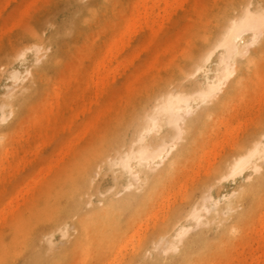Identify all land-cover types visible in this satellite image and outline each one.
<instances>
[{
  "label": "rangeland",
  "instance_id": "1",
  "mask_svg": "<svg viewBox=\"0 0 264 264\" xmlns=\"http://www.w3.org/2000/svg\"><path fill=\"white\" fill-rule=\"evenodd\" d=\"M6 0H0V10L2 11H0L1 13H0V31L2 32V33H0V40L2 39V37H3V39L0 41V119H1V117L2 118H5V120L4 121H7V122H5V123H3V122H1V120H3V119H1L0 120V156L1 155H3V156H1L0 158L2 159V157H5L4 158V160L2 159V161H4V167H5V170H3L4 169V167H3V165H2V163L0 162V171L2 172H0V184L2 183V185H0L1 187V190H0V195H4L3 197L2 196H0V208H1V211H3L2 209H4V211H5V208L3 207V205L5 204V207L7 206V204H10L9 206H11V204L12 205H14V206H16V204L18 205L20 202H22L23 201V199L25 200V202H23V204H19V206H17L16 208H14L13 206H11V208H13V212L12 213H10V210H9V206L6 208V212H4V215H2V213H1V216H0V264H35L36 263V259H33L34 258V256H32V249H31V245H32V241H36L37 239L36 238H38V236H40L41 237V239H40V241H39V245L37 246V248H38V250L39 249H41V253L44 255V257H46V261H44L42 264H53L52 263V259L54 258V256H56V255H58L59 253H65V255H63V256H61V259H60V262L58 263V262H56L57 264H107L108 262H111V261H113V260H115L116 259V263H118V262H122V264H183V262H184V259L185 258H188L187 257V255L188 254H193V252H195L194 250H197V249H199L201 246L202 247H204L203 249L202 248H200V249H202V250H207V248H208V256L203 260V261H201L199 264H216V263H218V264H251V263H249V262H251V261H253V259H251L252 258V256L254 257V261L252 262V264H257L258 263V261H260L259 262V264H264V260L262 261V256H260V255H263L264 253V246H262L263 244H261V243H264L263 241H264V239H262L261 238V236H264V232L262 233V232H260L259 231V229H261V231H264V226H263V228L261 227L262 225L260 224V223H262L264 220H262V219H264V191H260L261 189H263V186H264V162H263V164H262V169L260 170V172H258V173H255V172H253V171H251V170H248V171H246L245 173H244V175H242V176H240V177H238V178H236L235 180L234 179H230V180H228V181H222V182H218L219 181V179H217L218 178V167L220 166H225L227 163H229L232 159H234V157L235 156H237L239 153H241V152H243V151H246L247 150V148L249 147H252L253 145H254V143L256 142V141H258L259 139H261L262 138V136L264 135V94H262V96H259V95H261V93H258V91L257 90H259V92L260 91H264V87H263V85H264V76H263V73H264V71H262L261 72V70H262V68L264 67V49H260L259 47H260V44H257L256 46H254V47H252V51H251V54H250V56H249V58L251 57V60H248V62L249 63H245V64H243L242 65V67L239 65V67H241V69H240V75H241V79H240V81L239 82H236L235 81V83H232L233 84V88H232V85L230 84V82L227 84V86L225 87V91L223 92V93H221L219 96H218V98L217 99H215L216 100V102H218L219 101V105H218V108L215 110V111H212L211 113H208V114H210L207 118H206V120H204V121H201V129H200V131L197 133H195V135H193L192 136V140H193V142L190 144V147H189V150L187 151V153L185 154V159H184V163L182 164V169H187V170H185V171H187V173L186 172H184V170H180L179 169V171H178V173H175V176H174V179L173 178H171L170 179V181L168 180V182L170 183H167L168 184V189H167V191L169 190H171V192H170V197H171V194H172V196L173 197H169L168 196V194L167 193H169V192H167L166 191V193H165V195H161L159 198H157L156 199V203H155V206H154V209H158L161 205H162V207H160L161 208V210H160V213L159 214H157V215H160L159 216V220H158V216L157 217H155V216H153L155 219H156V221L154 220V218L152 217V218H148V219H145L146 217H144V219H142V221L144 220H149V222L148 221H143L142 223H139V222H141L140 220H138V221H136L135 222V224H137L138 226H139V224H143V226H141V227H144V228H146L145 226H148V228H146V229H141V227H139V229L137 228L138 226H136L135 224L132 226L133 228H134V230L135 229H138V232H140V235H139V237H142L143 239L148 235V234H150L152 231H154L153 230V228L154 227H156V226H159L161 223V220L163 219V218H165L167 215H168V213L173 209V208H175V207H177L178 205H184V206H189V207H191V205L193 204V203H191V205H189V203H190V201L191 200H197V195L196 194H198V193H201L202 191H204L205 193H207V192H210L214 197H218V196H222V200H223V198H224V196L225 195H227L228 196V199L226 200V201H230V200H233V202H234V207H235V205H236V201L238 200V199H240V194L241 193H243L247 188L249 189V190H251V192H254V193H256V195H253V194H251L246 200H244V201H242V203L240 204V206H238L237 207V205H236V209H235V211L234 212H232V213H228V215H227V213H225L224 214V217H225V219H223V220H220V219H211V217H210V219H208L209 218V216L210 215H207L208 216V221H207V219L205 220H203L202 221V223H200L199 224V226H198V228H196L197 227V225H198V223H195V221H193V220H190L189 218L188 219H186V218H184V222H185V224H187L188 226H189V228H190V230H189V232H188V234L186 235V242H191L190 244H188V245H190L189 247H188V249L187 250H185V248H186V242L185 243H175L176 242V240H174V238H167L165 241H164V243H162V244H160L159 245V248H157V250L155 249H152V250H147L146 251V253H143V252H141V253H137V254H134L133 252L134 251H132V249H136V244H137V240H136V238H134V237H136L135 235H134V237H133V240L135 241V243H133V244H131V245H128L127 246V250H128V253H126L127 252V250H123L122 252H123V255H124V258H122V252H119L118 254H116V257L117 256H119L118 257V260H117V258L115 257V255L114 254H107V255H105L106 257H104L102 260H100V256H99V252L98 251H96L95 252V248H93L92 249V251H90V252H93L91 255H90V257H88V259H83V256H82V254H80V253H82L81 252V250H76V248H74V245H75V239H76V235L78 234V226H77V221L79 222L80 221V216L81 215H83V217H85V215L87 216V215H89L90 213H91V211L92 210H95L96 208H98L99 206H101L102 204H100V203H102V201H101V199H103L104 197H107L108 196V193H110V192H112V194L116 191V190H119V188H115V174L117 173V170H115V169H110V170H107V171H104L102 174H98V176H96V180H95V189H94V191L93 192H90V193H86L83 197H80V199L82 198V200H83V202L85 201V205H84V207H83V209L80 211V213H75L71 218H69V216L68 215H66V214H63V217H65V218H63V222H61L60 223V225H53V223L51 222V219H49L48 218V220H47V218H44L43 219V217H42V214H41V211H39L38 213H37V211H36V208L35 207H40V203H42L43 202V200L42 199H45L44 201H46V199H47V201L50 203V204H54L55 205V203H57V202H54V201H58V194H59V192L60 191H58L59 189V187L61 186V184L59 185V183L61 182V177H62V173L65 171V169H66V166H68V165H70L72 162H73V160H75V158L80 154V152L82 151V149H85L87 146L88 147H90L91 146V144H93L92 142H94V141H96L97 139H98V136H101V135H103V134H105V131L106 130H108V129H110V128H112V127H114L116 124V122L118 121H121L122 119V121L119 123V124H123L124 122L123 121H126L127 119H126V117H129V116H131V111H133L134 109H132V106L133 107H136L137 105H139L140 104V102H142V101H146L148 98H149V95L151 94L150 92H152L153 93V91L155 90L154 89V87L156 88V90L155 91H161V90H163V89H165V86H166V84H169L170 86H171V88H178V89H187V90H189V91H192V89L193 90H195V89H197L196 88V84H197V82H203V81H205L206 80V76L207 75H209V76H213L214 75V68H215V66H216V63L218 62L217 61V59H218V57H219V54L218 53H216L215 54V56L212 58V60L208 63V67H210L211 68V70H209L208 71V74H206V72L205 71H202V72H199V73H197L195 76H192V77H187L188 75H186L187 73H185V72H188V71H192L191 69H192V60H190L192 57L190 56V55H192L193 56V58H195V57H197L199 54H202L203 52H205L204 51V49L206 48V46L207 45H210V44H212L213 43V41H214V39H215V37L218 35V32H219V30H220V24L222 23V22H224V18L227 16V14H228V12H230V11H233V10H235L236 9V5H238V4H240L241 3V1L242 2H244V4H247V3H249V0H223L224 2L223 3H225V5H226V7H225V5L223 4V3H221V1L222 0H213V2H211V0L209 1V0H203V2H202V0L201 1H199V0H189L190 2H188V0H176V2H178V3H172V0H169L168 1V3H170V1H171V4H172V6H167V3H166V1L165 0H163V1H161L160 2V7H163L164 5H166L168 8H166V10H165V7H163L162 8V10L161 11H159V9H161V8H158L159 7V5H158V7L156 6V8L154 7L153 8V10H151L152 8H150V15L149 16H145L144 14V16L145 17H141L140 19L137 17H135V16H137V15H139V13L140 12H138V8L141 10H144V8H141V7H143V5H142V3L140 2L139 4H141V6L139 7V4H137V7H133L132 9L131 8H129V7H131V5L133 4V2L135 1V0H116V1H111V0H109V1H107V0H69V2H68V0H8L7 1V3L8 2H10L9 4H6V2H5ZM16 1V2H15ZM39 3H38V2ZM65 1H67V2H65ZM107 1V2H106ZM111 1V2H110ZM129 1H131V2H129ZM140 0H138V1H136L137 3L139 2ZM165 1V2H164ZM175 1V0H174ZM195 1V2H194ZM197 1H199V3L200 2H202L200 5H199V3L198 4H196V8H194L195 7V3H197ZM205 1H207V3H205ZM220 1V2H219ZM228 1H230L231 3H227ZM254 1V3H255V5H260V6H258V7H264V0H253ZM14 2V3H13ZM36 2V3H35ZM46 2V3H45ZM102 2H104L103 4H104V6L102 7ZM108 2H110V3H108ZM113 2H115V4L113 5L112 3ZM187 2H188V5H185V3L187 4ZM193 2H194V9H192L193 10V12H192V10L190 11H188L187 9H190V7H192V5L191 4H193ZM215 2V3H214ZM219 2V6H220V8H218L219 6L218 5H214V8H216V9H214V8H212L213 7V4H211V3H214V4H217V3ZM256 2H260V4L259 3H256ZM16 3V4H15ZM41 3H43V4H41ZM96 3V4H95ZM98 3V4H97ZM122 3V4H121ZM127 3H128V5H127ZM183 3V4H182ZM191 3V4H190ZM210 3V4H209ZM221 3V4H220ZM227 3V4H226ZM18 4H21V5H18ZM41 4V5H40ZM106 4H107V6H106ZM131 4V5H130ZM164 4V5H163ZM178 4H180V5H178ZM202 4H205V5H202ZM206 4H207V7H210L208 10H204V9H207V7H206ZM5 5V6H4ZM27 5H28V7H27ZM38 5V8L36 9L35 8V6H37ZM40 5V6H39ZM59 5V6H58ZM96 5H98L99 6V9H100V12H99V10L97 9V6ZM100 5H101V7H100ZM109 5V6H108ZM113 7H112V6ZM174 5H175V7H174ZM201 6V7H199V6ZM221 5L222 6H224V7H221ZM24 6V7H23ZM33 6V7H32ZM86 6L88 7V8H86ZM94 8V6H95V13H98V14H95V16H94V18H93V15H94V11H93V9H92V7ZM123 6H126V7H123ZM127 6H129V7H127ZM134 6H135V4H134ZM189 6V8H187ZM3 7H4V10H2L3 9ZM106 7H108V8H106ZM174 7V8H173ZM186 7V8H185ZM19 8H20V10H19ZM22 8H24V9H27V10H24L23 11V9ZM32 8V9H31ZM81 8V9H80ZM108 9V13L104 10V9ZM123 8H125V9H123ZM172 9V11H171V9ZM223 8L225 9V11H223ZM22 9V10H21ZM87 9H89V10H91V15H90V12L87 10ZM114 9H115V11H114ZM127 9V10H126ZM134 9V10H133ZM157 9H158V11H157ZM163 9L166 11V12H164L163 11ZM170 9V10H169ZM175 11H174V10ZM211 9H214L213 11L211 10ZM222 9V10H221ZM31 10H33V11H31ZM102 10H104V11H102ZM111 10H113V11H111ZM124 12H123V11ZM125 10H126V12H125ZM132 10V11H131ZM136 10V11H135ZM141 10V11H142ZM157 11V12H159V15H158V13H153V12H155V11ZM169 10V13L167 12ZM185 10V11H184ZM18 11H20V12H18ZM22 11H23V13H22ZM93 11V12H92ZM145 11V10H144ZM144 11H142V12H144ZM152 11V12H151ZM164 13H166L165 14V18L163 19V16H160L161 14L163 15V12ZM184 11V13H183V15H182V12ZM203 11H206L207 12V14H208V16H210V17H207L206 18V20L205 19H203V18H205V14H203V13H206V12H203ZM217 11H220V12H218V13H215V12H217ZM89 14H88V13ZM181 12V13H180ZM186 12V13H185ZM188 12V13H187ZM198 12H201V13H199L198 14ZM7 13V14H6ZM8 13H10L9 14V17L10 16H13L15 19H13V17H11V18H8L7 16H8ZM20 13V14H19ZM108 15H107V14ZM111 13V14H110ZM117 13V14H116ZM123 13V15H120V14H122ZM125 13V14H124ZM130 15H129V14ZM133 13V14H132ZM137 15H136V14ZM161 13V14H160ZM169 14V16H168V14ZM190 13V14H189ZM197 14L196 16L195 15H193V14ZM214 13H215V15L217 14V15H219V13L221 14L220 15V17H223V18H220L219 16H214ZM93 14V15H92ZM106 14V15H105ZM115 14L117 15V16H115ZM135 14V15H134ZM156 14V15H155ZM179 14V15H178ZM184 14H186V17H187V19L185 20V19H183V18H186L185 17V15ZM192 14V15H191ZM206 14V15H207ZM223 14H225V15H223ZM97 15V16H96ZM126 15V16H125ZM135 17V20L137 19V21H138V19H139V22H136L135 20H134V18H133V16ZM154 15V16H153ZM157 15L158 16H160V18L161 19H163L164 20V22L159 18V17H157ZM204 15V16H203ZM5 16H6V18H7V20H6V18H5ZM28 17V19L26 18V17ZM98 16H99V18H98ZM105 16V18H103ZM108 16V18L110 19V17L109 16H111V21H109V19L108 18H106ZM116 18H118V20H120L121 22H116V19H114L115 17ZM123 16V17H122ZM152 16L154 17L153 18V20L155 19V16H156V19H155V21H154V24H155V22H156V20L159 18V20L158 21H160V22H162L161 24H160V22H156V26L158 27V29H156L155 30V25H153V20H152ZM171 16V17H170ZM180 16V18H178ZM197 16H198V18H197ZM213 16V17H212ZM20 17V18H19ZM85 17H86V19L87 18H89L90 19V17H92L90 20H89V22L88 21H84V19H85ZM114 17V18H113ZM126 17H129V18H133V19H128V18H126ZM170 17V18H169ZM182 17V18H181ZM195 17V18H194ZM203 17V18H202ZM216 17V18H215ZM217 17L218 18H220L219 20H216L217 19ZM2 18H4V19H2ZM121 18V19H120ZM124 18H126V19H124ZM147 18V19H146ZM150 18V19H149ZM209 18V19H208ZM210 18H212V22H211V20H210ZM17 19V20H16ZM22 19H27V20H23L22 21ZM85 19V20H86ZM108 20V22H109V25H107V23L106 24H102L100 21L102 20V21H104V20ZM145 21H144V20ZM149 19V20H148ZM168 19V20H167ZM174 19V20H173ZM176 19V20H175ZM177 19H179V20H177ZM185 21V22H187L188 23V21H189V23L186 25V23L183 21V20ZM197 19H199V20H197ZM210 20L209 22L210 23H208V20ZM216 21H215V20ZM4 20H6V22H7V24H5V21ZM14 20V21H13ZM16 20V21H15ZM113 20H115V25L112 23V21ZM126 20V21H125ZM127 20H130V21H134V23H135V25H136V23H137V25L140 23V25H141V20H143V22L144 23H146L147 22V20H148V22L147 23H149V25L146 23V25H148L147 27L145 26V24L143 23L142 24V26L140 27V25L139 26H137L138 28L137 29H139V27L141 28V29H139V30H137L136 29V27H135V30H137V33H136V31H135V33H134V31H128L129 29L130 30H132V28L134 29V26L132 25L133 23L132 22H128ZM150 20H151V23H150ZM172 20V21H171ZM195 20H196V22L198 23H195ZM200 20H202V21H200ZM9 21V22H8ZM25 21V22H24ZM83 21V22H82ZM100 22V24H97V23H99ZM141 21V22H140ZM198 21H200V23L198 22ZM40 22V23H39ZM114 22V21H113ZM125 22H126V24H125ZM176 22L178 23L177 25H176ZM192 22H194L193 24H194V26L191 28V29H193V28H196V31H195V29H193L192 31H190L191 29L189 28V27H191V26H189V27H187L189 24L190 25H193V24H191ZM201 22H205V25H203L204 23H202L201 24ZM206 22L209 24V25H207L206 24ZM11 23H13V24H11ZM87 23V24H86ZM104 23H105V21H104ZM116 23H119V24H116ZM128 23V24H127ZM130 23H132L131 25H130ZM169 23V24H168ZM171 23V24H170ZM181 23H184L185 24V26L187 27L186 29L188 30V31H190V32H188V33H190V34H192L194 31V33L193 34H195V36L192 34V35H189L188 33V35L187 36H189V37H191V38H189V37H187L186 36V39L184 38L185 37V35H186V30H183V28L185 29V27L183 26V24H181ZM212 23V24H211ZM85 24V26H83ZM96 24V25H95ZM122 24H125L124 26H122ZM158 24V25H157ZM162 25V27H160L161 29H159V26L160 25ZM173 24V25H172ZM180 24H181V27H180V30L182 31V32H184V31H186L185 33H182V35H184V36H182V38H183V40L185 41H183L182 40V38H181V35L179 34V33H181L180 32V30H179V26H180ZM195 24H197V25H195ZM4 25V26H3ZM6 25H9L8 27H6ZM89 25V26H88ZM105 25H107V26H105ZM127 25V26H126ZM130 25V26H129ZM153 26V28H151L152 26ZM166 25H167V27H166ZM14 26V27H13ZM97 26V27H96ZM101 27V28H99V27ZM102 26H104V28L102 27ZM109 26V27H108ZM125 26H126V29H128L127 30V33H129V32H131V33H129V34H126V36L125 37H130L131 35H133V36H131L130 38H129V40L130 41H128V39H126L125 37H124V32H126V31H124L123 33H122V35H123V37L125 38H123V37H121V35H120V40L121 41H125V42H123V43H125L124 45H125V47L123 48V47H118L117 46V48L116 49H118L119 48V51L118 50H115V48L113 47V49L115 50H113V53L115 54V55H118V56H116L115 57V55L113 56L112 55V58H113V66L115 65L116 67L118 66V69L117 68H115V66H114V69H113V67L111 68L112 70H116V72H115V80L113 79V75H111L113 72L112 71H110V72H112L110 75L111 76H109V75H107L106 74V76H102V78H104V77H107V76H109L110 78H109V81H108V78H105L104 80H105V83H104V81H103V83H104V87H103V89H102V86H103V84H102V80L100 81L101 83H99V85H94L93 83H96V82H91V79H90V76L92 77L93 75L92 74H94V77L92 78L93 80H95V81H97L99 78H95V76L97 75V72H91V74L89 73L91 70H94L95 68H93V67H95V64L96 63H98L99 61H98V59L100 58V56L101 55H103L104 53V49H106V46H107V44L106 43H108V44H110V43H112V42H110V41H113V39H114V37L116 36V38L117 39H119V36H117L118 34H121V32L123 31V30H125ZM145 26V27H144ZM174 29H176L175 31L173 30V28ZM175 26H177V27H175ZM217 26V27H216ZM13 27V28H12ZM95 27V28H94ZM106 27H107V29H108V31H109V34L111 35H109L108 34V32H107V29H106ZM115 27V28H114ZM121 27H123V28H121ZM128 27V28H127ZM130 27H132V28H130ZM156 27V28H157ZM164 27H166V28H164ZM183 27V28H182ZM199 27H201L202 29H203V31H202V29L200 28L199 29ZM208 29H206V28ZM84 28V29H83ZM93 28H94V30H93ZM97 28V29H96ZM99 28V29H98ZM103 28V29H102ZM109 28H112V29H109ZM170 28H172V29H170ZM189 28V29H188ZM198 28V29H197ZM33 29H34V31H33ZM76 29H77V31H76ZM81 29V30H80ZM83 29V30H82ZM101 29H102V31H101ZM104 29H106V33H104L103 31H104ZM121 29H123V30H121ZM146 29H148V30H146ZM152 29H154L153 31H152ZM163 29V30H162ZM165 29V30H164ZM6 30H9V31H6ZM152 31V33H154L155 32V36H154V34H152L151 33V31ZM171 30L173 31V32H171ZM178 30H179V32H178ZM199 30V31H198ZM206 30V31H205ZM4 31V32H3ZM30 31H31V33H30ZM33 31V32H32ZM44 31V32H43ZM85 31H86V35L84 34L85 33ZM90 31V32H89ZM91 31H95V33L94 32H91ZM97 31H100V32H97ZM111 31H112V34H111ZM113 31H115V32H113ZM119 31H120V33H119ZM140 31V32H139ZM146 31V32H145ZM162 31V32H161ZM164 31V32H163ZM34 32H36V33H38V34H35ZM79 32L81 33V34H79ZM88 32H89V35H88ZM132 32H133V34H132ZM142 32V33H141ZM161 32V33H160ZM175 32V33H174ZM192 32V33H191ZM92 33V34H91ZM99 33H101L99 36H97ZM118 33V34H117ZM140 33V34H139ZM145 33H146V35H145ZM160 33V34H159ZM162 33H166V35H164L163 34V36H165V37H163L162 38V40H161V42L160 41H158L159 39H157L158 37H160V36H162ZM167 33H169V35L171 34L172 35V38H174V39H172V41H168V39L170 40V38H168L167 39V37L166 36H169V35H167ZM176 33L177 34H179V35H176ZM27 34V35H26ZM95 34V35H94ZM103 34V35H102ZM116 34V35H115ZM131 34V35H130ZM155 37V38H152V40H151V37H153L152 35ZM196 34H198V36L196 35ZM5 35V36H4ZM29 35V36H28ZM35 35H38L39 37L40 36H42L40 39H41V41H39V37L36 39L35 38ZM75 35H76V37H75ZM84 35H85V37H86V39H89V41H90V39L92 40H94V41H91V42H89L88 40H87V42H85V37H84ZM90 35H93V36H95V37H91ZM105 35V36H104ZM114 35V36H113ZM144 35V36H143ZM157 35H158V37H157ZM174 35H176V37H174ZM210 35V36H209ZM84 38H83V37ZM90 38H89V37ZM97 36V37H96ZM108 36V37H107ZM109 36H110V38H109ZM112 36H113V38H112ZM194 36V37H193ZM197 36V39L195 38ZM75 37V38H74ZM103 37H105V38H103ZM141 37H143V39L141 38ZM201 37H202V39H201ZM203 37L205 38V40L203 39ZM73 38V39H72ZM81 38H82V40H81ZM101 38V39H100ZM103 38V39H102ZM115 38V39H116ZM199 38V39H198ZM72 39V40H71ZM99 39V40H98ZM105 39V40H104ZM122 39H124V40H122ZM157 39V40H156ZM161 39V38H160ZM165 39H167V40H165ZM181 39V40H180ZM196 39V40H195ZM97 40V41H96ZM103 40V41H102ZM109 41V42H107V41ZM120 40H118L120 43H118L117 45H120L121 44V46H122V43H121V41ZM127 40V41H126ZM142 40H143V44H141L142 43ZM151 40V41H150ZM156 40V42L158 41L159 43H162L163 42V40H164V42L162 43L163 45L161 46V50L159 49L160 47V45L161 44H158V42H157V44L158 45H155L154 46V44H156L154 41ZM179 41L180 42V44H179V42H178V45L176 44L177 42H174V41ZM193 40H194V42H195V44L193 43ZM73 41V42H72ZM149 41V42H148ZM168 41V42H167ZM190 41V42H189ZM206 41H208V42H206ZM36 42V43H35ZM78 42V43H77ZM80 42L82 43V42H84V44L82 45V44H80ZM93 42V43H92ZM97 42V43H96ZM114 42V41H113ZM129 42V43H128ZM141 42V43H140ZM154 42V43H153ZM171 42H173V44L171 43ZM72 43H74V44H71ZM78 44V46H79V49L82 47V49H80V54L78 53L77 54V52L79 51V49H78V46H77V44ZM92 45H90V44ZM95 43V44H94ZM103 43H105V45L103 44ZM114 43H117V41H115ZM149 43V44H148ZM153 43V44H152ZM169 43H171L172 44V46L169 44ZM147 44V45H146ZM167 46H166V45ZM194 44V45H193ZM35 45H36V47L38 48H36L35 47ZM85 45V46H84ZM87 45H89V47L88 48H92V47H96L95 49L94 48H92V51H94V53L96 54L97 53V55H95L94 53H92V52H90L91 53V55H89L88 54V51H90V49H88V48H86L87 47ZM114 45V44H113ZM139 45H141L142 46V49L141 50H139V48L138 47H141V46H139ZM164 45H165V47H164ZM170 45V46H169ZM176 45V46H175ZM184 47V48H181L182 46ZM31 46V47H30ZM41 46H42V48H41ZM66 46V47H65ZM71 46V47H70ZM100 46H101V48H100ZM110 46H112V44H110V45H108L107 47H109V48H111ZM115 46V45H114ZM143 46H144V48H143ZM149 46H150V48H149ZM194 46H196V47H194ZM35 47V48H34ZM50 47V48H49ZM103 47V48H102ZM116 47V46H115ZM126 47L128 48V49H126ZM132 49H134V50H132ZM156 47H158L157 48V52L155 51V48ZM162 47H163V49H162ZM177 49H176V48ZM180 47V48H179ZM190 47H194V48H192V49H194V51H192V49H190L191 51H189V53L191 52V54L190 55H188L189 53H188V50H189V48ZM31 49V51H27V50H25V49ZM41 48V49H40ZM75 48H77V50H75ZM84 48H86V49H84ZM109 48L108 49H106L107 51L109 50ZM171 48H173L172 50L173 51H170L171 50ZM175 48V49H174ZM22 49V50H21ZM24 49V50H23ZM39 49H40V51H39ZM49 49V50H48ZM69 49V50H68ZM129 49H131V51H132V53L134 52V51H136V52H134V53H136V54H132L131 53V51L129 50ZM150 49V50H149ZM39 52H38V51ZM72 50V51H71ZM87 50V51H86ZM96 50V51H95ZM105 50V51H106ZM121 50H122V52H121ZM124 50V51H123ZM138 50V51H137ZM146 50H148L149 51V53H148V51L146 52ZM162 50H164V52H162ZM169 50V51H168ZM69 51V52H68ZM76 51V52H75ZM81 51H83V53L86 51L87 52V57H89L90 58V60H86L85 58H86V56H84L83 55V53L81 54ZM103 51V52H102ZM116 51L117 52H120L119 54L118 53H116ZM156 52V53H152V52ZM166 51V52H165ZM175 51V52H174ZM22 52V53H21ZM32 52V53H31ZM36 52V53H35ZM66 52V53H65ZM73 52V53H72ZM101 52V53H100ZM131 54V56H129V53ZM187 53V56H186V54H184V53ZM71 53V54H70ZM106 53V52H105ZM128 53V54H127ZM148 53V54H147ZM153 55H152V54ZM169 55H168V54ZM18 54H22L23 55V58L20 56V55H18ZM86 54V53H85ZM149 54H150V57H149V59L151 58V56L152 57H154V58H152V59H150V60H147L146 59V56H147V58H148V56H149ZM156 54V55H155ZM163 54H167V55H163ZM25 55V56H24ZM79 55H81V56H79ZM105 55V54H104ZM103 55V56H104ZM121 55V56H120ZM127 55V56H126ZM173 55V56H172ZM186 56L185 57V59H188L187 57L189 56V57H191L189 60H186V61H184V57L183 56ZM17 56V57H16ZM19 56H20V58H19ZM44 56V57H43ZM68 58L69 56V58L68 59H66V57ZM78 56V57H77ZM82 56H84V57H82ZM103 56H101V58L103 57ZM124 56H126V60L124 59V58H122L123 59V61H124V63H121L120 62V60L119 59H121V57H124ZM161 56V57H160ZM166 57V58H163V57ZM263 56V57H262ZM37 57V58H36ZM76 57V58H75ZM114 57H115V60H114ZM130 57V58H129ZM132 57H135L134 59L132 58ZM169 57V58H168ZM15 58H19V59H16V61H15ZM78 58V59H77ZM117 58V59H116ZM131 58L133 59V61L131 60ZM39 59H40V61H39ZM75 59H77V60H75ZM79 59H82V60H80L79 62H78V60ZM88 59V58H87ZM96 59H97V61L98 62H95L96 61ZM139 59H142V61L140 62V60ZM164 59H167V61H165ZM262 59V60H261ZM35 60L36 61H38V63H35ZM57 60V61H56ZM66 60H69L68 62H66L65 63V61ZM95 60V61H94ZM100 60V59H99ZM102 60V59H101ZM137 60H139V61H137ZM143 60H144V62H143ZM156 60V61H155ZM162 60V61H161ZM182 60V61H181ZM53 61H54V63H53ZM115 61V62H114ZM119 61V62H118ZM122 61V60H121ZM122 61V62H123ZM125 61H127L126 63H125ZM128 61H130V63L128 62ZM148 61V62H147ZM177 62V63H179L178 64V66L180 67V68H178V66H177V63H172V62ZM261 62V70L260 71H257V69H259V62ZM39 62H41V63H39ZM57 62V63H56ZM58 62H61L60 64L58 63ZM83 63V66L84 65H86L85 67H87V69H85L83 66H82V63ZM89 62H90V64H89ZM93 62H95L94 64H93ZM121 63L123 66H124V68H121L122 67V65L120 66L119 64H117V63ZM137 62H138V65H137ZM164 62V63H163ZM56 63V64H55ZM76 63V64H75ZM80 64V66H82V68H78V70H76V66L75 65H79ZM146 63H147V65H146ZM149 63V64H148ZM160 63V64H159ZM62 64V65H61ZM74 64V65H73ZM117 64V65H116ZM158 64V65H157ZM249 64V65H248ZM258 64V66L256 67V65ZM53 65H55V66H53ZM64 65V66H63ZM92 67H91V66ZM94 65V66H93ZM135 65L137 66V68H139V69H143V70H138V72H137V68H134L135 67ZM145 65V66H144ZM159 65H161V66H159ZM247 65V66H246ZM60 66V67H59ZM79 66V67H80ZM106 66V65H105ZM139 66H142L143 68H141V67H139ZM159 66V67H158ZM164 66V67H163ZM173 67V68H167V67ZM174 66H175V68H174ZM207 66V65H206ZM62 67V68H61ZM89 67V68H88ZM104 67V66H103ZM156 67H158L157 69H156ZM162 67V68H161ZM68 68V69H67ZM176 68L177 69H180V70H176ZM191 68V69H190ZM2 69V70H1ZM63 69H65V72H66V74H65V72L63 71ZM75 71H74V70ZM81 69H82V71H81ZM88 69H91L90 71L88 70ZM104 69H107V68H104ZM121 69V71H119ZM135 70L136 71V74H135V72L133 73L132 72V70ZM152 69V70H151ZM162 69H164V71H162ZM166 69V70H165ZM167 69H168V71L170 70L171 72L173 71V73L175 74H173L172 75V73H170V71L168 72L167 71ZM174 69V70H173ZM182 69V70H181ZM69 70L71 71V70H73V73H79L80 75H82V72L84 73V72H86V74H88L89 75V78H87L88 76L86 75V74H84L83 76H84V78L86 79V84H85V79L82 77V76H80V75H76V73L75 74H73L74 76L76 75V77H75V79H74V77H72L73 75H70V76H67V75H69V74H71L72 73V71L71 72H69ZM86 70V71H85ZM110 70V69H109ZM125 70V71H124ZM133 70V71H134ZM154 70H156L155 72H154ZM205 70H207V69H205ZM263 70H264V68H263ZM14 71H18L19 72V79H18V81L17 80H15L14 79V77L12 76L13 75V72ZM28 71L30 72L29 74H28ZM81 71V72H80ZM108 70H106V71H104V72H107ZM118 71V72H117ZM150 71V72H149ZM158 71V72H157ZM162 71V72H161ZM167 71V72H166ZM175 71V72H174ZM102 72V74H104L103 73V71H101ZM100 72V73H101ZM144 72V73H143ZM159 73V75L157 74V76H155V75H153L154 73ZM28 75H27V74ZM96 73V74H95ZM108 74H109V72H107ZM162 73L164 74V75H168L167 77L166 76H163L164 78L166 77L167 79H168V77H170V75H171V77L173 78V79H171V77L169 78V80L171 79L172 80V82L170 83V81H168L166 78L165 79H163V78H161L162 77ZM168 73V74H167ZM170 73V74H169ZM131 74V75H130ZM142 74H146V75H142ZM253 74V75H252ZM23 75V76H22ZM61 75H62V77H61ZM130 75V76H129ZM134 75V78H135V80H130V78H132L133 79V76ZM136 75L137 76H139V77H136ZM153 75V76H152ZM186 75V76H185ZM65 76H67V77H65ZM126 76V77H125ZM140 76H141V78L142 77H145V76H147V77H149L150 78V76H152L151 78H153V77H155V78H153V79H149V78H147L146 77V79L145 78H143L144 79V83H142V79L140 78ZM25 77H27V79H25ZM125 77V78H124ZM158 77H160L161 78V80H160V78H158ZM263 77V78H262ZM48 78H49V82H47L48 81ZM61 78V79H60ZM66 78H67V80H66ZM78 78V79H77ZM124 80H123V79ZM187 78V79H186ZM57 79H59V81L57 80ZM63 79V80H62ZM69 79V80H68ZM71 79V80H70ZM73 79V80H72ZM82 79H84L83 81H82ZM97 79V80H96ZM114 81H113V80ZM125 79L127 80L128 79V81H125ZM138 79V80H137ZM157 79V80H156ZM185 79V80H184ZM245 79V80H244ZM13 80H15V81H13ZM56 80L58 81V82H56ZM88 80H89V82H88ZM92 80V81H93ZM107 80V81H106ZM139 80H140V82H139ZM152 80H154V81H152ZM156 80V81H155ZM160 80V81H159ZM162 80H164L163 81V83L161 82ZM262 80V81H261ZM65 81H67V83L65 82ZM69 81V82H68ZM137 82V85H139V88H138V86L136 85V82ZM152 81V82H151ZM158 81V82H157ZM16 82V83H15ZM109 82V83H108ZM124 82V83H123ZM125 82H126V84H125ZM150 82V83H149ZM158 83L159 85L160 84H162L163 85V88H162V86H159V85H157L156 83ZM161 82V83H160ZM57 83H58V86H59V88H61L62 90H60L59 88H58V90H57V88H55V85L57 86ZM71 83V85H69V84ZM90 83V84H89ZM108 83V84H107ZM110 83L111 84H113V85H110ZM122 83V84H121ZM141 83V84H140ZM154 83L157 85V87L156 86H154L153 87V85H154ZM164 83H165V86H164ZM259 83L261 84V85H259ZM16 84V85H15ZM27 84V87H25V85ZM68 84V85H67ZM91 85V87H89V88H91V89H89L90 90V92L91 93H89L88 92V89H85L87 92L86 93H82V94H84V95H88V98H87V96H84L83 97V95L82 94H79V92L81 91H83L84 89L83 88H87L86 87V85ZM93 84V85H92ZM97 84V83H96ZM124 84H125V86H124ZM142 84H144V85H142ZM152 85V86H150V88L149 87H147V86H149V85ZM242 84H243V86H242ZM54 85V86H53ZM85 85V86H84ZM101 85V86H100ZM120 85H122V87L120 86ZM246 85V90H248V91H246V90H244V86ZM47 86V87H46ZM48 86H50L49 88H48ZM51 86H53V87H51ZM57 86V87H58ZM72 86V87H71ZM82 87L81 89H79L78 87ZM93 86H99L98 87V89L97 90H95L96 89V87L94 88ZM110 86H112L110 89H109V87ZM140 86H142L141 87V91H145V93H143L144 94V96L146 97L145 99L144 98H141V97H143V94H141L142 92H140L139 90V92L137 91V89H140ZM144 86L145 87H147V89L146 88H144ZM158 86L160 87L159 89H158ZM250 86V87H249ZM262 86V87H261ZM71 87V88H70ZM122 88V90L123 91H126V93L124 92H118V90L120 91V89ZM129 87V88H128ZM137 87V89H135ZM247 87H249V88H247ZM252 87H255V88H252ZM6 88H9L8 90L6 89ZM77 88H78V90H77ZM93 88H94V90H93ZM125 88V89H124ZM53 90V91H51V94H52V92L54 93V91H55V93L56 92H58L57 94L58 95H55L56 96V98H55V96H51L50 97V90ZM55 89V90H54ZM69 89V90H68ZM72 89V90H71ZM110 90V91H107V90ZM116 89V90H115ZM118 89V90H117ZM149 89V90H148ZM152 89V90H151ZM67 90H68V92H67ZM93 90V91H92ZM112 90H115V91H112ZM136 91V93H135V91ZM146 90H147V93H146ZM252 90H253V92H254V94L252 93ZM61 91V92H60ZM66 91V93H65V95H64V92ZM94 91H98V93H96V92H94ZM130 91L132 92V91H134V92H132V93H134L136 96H134L133 94H131L130 93ZM154 91V92H155ZM249 91H251L250 93L252 94V98L251 99H249L247 96H245V95H250V93H248ZM93 92V93H92ZM110 92V93H109ZM112 92V93H111ZM118 92V93H117ZM242 92V93H241ZM54 93V94H55ZM72 94V96L70 95V96H68L69 94ZM89 93V94H88ZM94 93H96L97 95H98V97L96 98L95 97V95L96 94H94ZM120 93V95H118ZM137 93H140V94H137ZM54 94H52V95H54ZM59 94H60V96H59ZM93 94V96H92V100L90 99L91 97L89 96V95H92ZM108 94H111V95H109V97L107 96ZM114 94V95H113ZM124 94V95H123ZM132 95V96H134V98L133 97H131V96H126V95ZM240 94H242V95H244V96H242V95H240ZM255 94H257V95H255ZM11 95H12V97H11ZM62 95V96H61ZM76 95V96H75ZM77 95H80V96H77ZM81 95H82V97H81ZM104 95H106L108 98H111V99H113V100H111V102L112 101H114V102H112V104H111V102H107V101H109V100H106L107 98H106V96H104ZM116 96V95H118L119 97H117V99H116V97H114L117 101H119V103H116L117 101L114 99V98H112L111 96ZM138 95H141V97L139 96V98H138ZM7 96H9V97H11V99H9V98H7ZM49 96V97H48ZM65 96V97H64ZM68 96V97H67ZM74 96V97H73ZM105 98H104V97ZM122 96V97H121ZM124 96H126L127 98H128V100H127V104H126V101H124V100H126L125 98H124ZM148 96V97H147ZM237 96H238V98H237ZM251 96V95H250ZM249 96V97H250ZM254 96H255V98H254ZM256 96H258V98H256ZM45 97H47V98H49L48 100H50L51 101V98L53 97V99H52V101L51 102H55L54 104H50V103H48V102H50V101H47V98H46V100H45ZM60 97H63V98H60ZM86 97V98H85ZM244 97V98H243ZM260 97H262V100H261V98ZM59 98V99H58ZM73 99V101H74V98H75V102H71V101H69L70 99ZM76 98H82V99H80V102H79V99H76ZM83 98H85L86 99V101H85V99H84V102L86 103V105L87 106H85V104H83L84 102H83ZM104 98V99H103ZM138 99V101L137 102H135V100L134 99ZM64 99V100H63ZM66 99V100H65ZM87 99H89V100H87ZM95 99H97V101L95 100ZM102 99V100H101ZM139 99L141 100L140 102H139ZM248 99V100H247ZM259 99L261 100V102L259 101ZM43 100V101H42ZM60 100V101H59ZM91 100V102H89ZM104 100H106L104 103H103V101ZM132 100H134L133 102H134V105H133V102H132ZM224 100V101H223ZM249 100H251V103H249L250 101ZM254 101V105H253V101ZM258 100V101H257ZM66 101V103L68 102V103H70L69 105H66V103H64V102ZM88 101V102H87ZM96 101V102H95ZM229 101V102H228ZM244 101V102H243ZM247 103H246V102ZM249 101V102H248ZM32 102V103H31ZM48 103V104H50L52 107H50L48 104H46V103ZM83 102V103H82ZM93 102V103H92ZM106 102L108 103L107 105H109V106H107L106 105ZM125 102V103H124ZM216 102H214V101H212L208 106H206V107H211V106H213ZM230 104L229 106H228V103ZM239 102H241V103H239ZM258 102H260L261 104H260V108H259V104H258ZM45 104L44 106L42 105V104ZM59 103L63 106V108H62V106L61 105H59ZM67 103V104H68ZM81 105H80V104ZM104 104V106H103V104ZM115 103V104H114ZM128 103H130V105H131V103H132V106L130 107L132 110L130 111V109L127 107L129 104ZM226 103V104H225ZM236 103V104H235ZM58 104V105H57ZM74 104H76V105H74ZM111 104V105H110ZM119 104V105H118ZM234 104V106H237V107H233L232 108V105ZM240 104V105H239ZM245 104V105H244ZM252 104V105H251ZM5 105V106H4ZM6 105H8V107H6ZM30 105V106H29ZM34 105H35V107H34ZM73 105V106H72ZM83 105V110H82V108H80V106H82ZM88 105H90V106H88ZM115 107H114V106ZM116 105H118L119 106V108L116 106ZM124 105V106H123ZM127 105V106H126ZM247 105H249V107L247 106ZM4 106V108H2ZM27 106L28 107H34V108H30V109H28L27 108ZM45 106H47V107H50V108H46V109H44L45 108ZM76 106V107H75ZM125 107L126 108V110H124V109H122L123 107ZM228 106V107H227ZM252 106L254 107V108H252ZM41 107V108H40ZM43 107V108H42ZM55 107L57 108V111H55L56 109H55ZM61 107V108H60ZM67 107H69L68 109H67ZM105 107V109H106V111H105V109H104V111H103V109L102 108H104ZM114 107V109L116 108V110H113L112 108ZM203 107V106H202ZM202 107L200 108V110L198 109L195 113L196 114H192L191 116H190V118H192V117H194V116H196V115H198V114H203V113H205L207 110H205V108L204 109H202ZM240 107V108H239ZM7 108V109H6ZM39 108H40V110H39ZM98 108H101L102 110H96V109H98ZM216 108V107H215ZM237 108H239V109H237ZM242 108V109H241ZM246 110H245V109ZM249 110H248V109ZM258 108V109H257ZM12 109V110H11ZM27 109H28V112H27ZM36 112H39V113H41L42 115H44V116H42L41 114H40V116H42V117H40L38 114L39 113H37V117H39V118H37L34 114H36L33 110ZM41 109H43V111L41 112ZM53 110V112H54V114H52V115H54V119H52L53 121H57V117H59L60 116V118H61V115H63V118H68V117H71V115H73V117H71V118H69L70 120H68V119H66V120H64V119H61V120H63V121H61L60 120V118L58 119V120H60L59 122H60V124H59V127H58V121L55 123H53L54 125L52 126L51 125V116H50V114H51V110ZM63 109V110H62ZM73 111H75L76 109L79 111V113L77 112V110L75 111V112H73ZM252 109V110H251ZM3 110H4V112H3ZM63 111V112H60V111ZM65 110H67V111H65ZM70 110H71V112L72 113H75V114H69V113H71L70 112ZM94 110H95V112H94ZM113 110V111H112ZM127 110L130 112H127ZM223 110H225V111H223ZM236 110V111H235ZM239 110V111H238ZM243 110V111H242ZM260 112V113H258V111ZM49 111V112H48ZM65 111V112H64ZM124 111V112H123ZM233 111V112H232ZM9 112V113H8ZM12 112V113H11ZM34 114H33V113ZM52 112V113H53ZM58 112H60V113H58ZM105 112V113H104ZM114 113V116H113V114L112 113ZM119 112L121 113L120 115H123L124 116V118L126 119H124L122 116H120L119 115ZM221 112V113H220ZM235 112V113H234ZM250 112V113H249ZM254 112H255V114H254ZM1 113H3V114H1ZM5 113V114H4ZM10 113L12 114V115H10ZM59 114L58 116H57V114ZM79 114V116H78V114ZM93 113V114H92ZM95 113H97L96 114V116H95ZM98 113H99V116H97L98 115ZM124 113H126V114H124ZM127 113H129V114H127ZM213 113V114H212ZM76 114H77V116H76ZM112 116H111V115ZM115 114H117L116 116H118V117H116L115 116ZM227 114V115H226ZM236 114V115H235ZM250 114H251V116H250ZM253 114V115H252ZM5 115V116H4ZM34 115V116H33ZM47 115V116H46ZM57 117H56V116ZM89 115H93L92 117H94L93 119L94 120H89V118H91V116H89ZM10 116V117H9ZM31 116H33V117H31ZM222 116V117H221ZM254 116H256L255 118H253ZM7 117H9V118H7ZM47 117V120L45 121V118ZM56 117V118H55ZM89 117V118H88ZM102 117V118H101ZM108 117H111L109 120H107V118ZM122 117V118H121ZM203 117V116H202ZM232 119H231V118ZM238 117V118H237ZM250 117H252V118H250ZM24 118H26V119H24ZM29 118H31V120L29 119ZM40 118L41 119H43L44 118V120H43V122H44V124L40 121ZM50 118V119H49ZM103 118H105L106 120V122H107V124H103V123H105V122H103L104 121V119ZM114 118H118L117 120L116 119H114ZM222 118H225V119H223L224 121H225V126H224V121L223 122H220V120L222 119ZM228 118H229V121H228ZM9 119V120H8ZM32 119H33V121H32ZM56 119V120H55ZM84 119V120H83ZM98 119V120H97ZM220 119V120H219ZM21 120V121H20ZM24 120V122L25 123H23L22 121ZM28 121V122H30L31 123V121H32V123H31V126H29L30 125V123H27L26 121ZM30 120V121H29ZM90 121V122H94V124H88L87 125V123L88 122H86V121ZM96 120H97V122H96ZM100 120V121H99ZM226 120L228 121L227 123V126H228V128H227V126H226ZM64 121H67L68 122V124H67V122L66 123H64ZM71 123H70V122ZM111 121V122H110ZM113 121V122H112ZM213 121H217V122H213ZM222 121V120H221ZM19 122H20V124H19ZM35 122V123H34ZM48 122V123H47ZM85 122H86V125L88 126H86L85 125ZM101 122H103V123H101ZM211 122V123H210ZM1 123H3V124H1ZM28 125H27V124ZM75 123V124H74ZM101 123V124H100ZM115 125H114V124ZM219 123V124H218ZM220 123H221V125H220ZM22 124H23V126L24 127H26V125H27V129H29L30 127H31V129H30V132L29 131H27L26 130V128L23 130V126H22ZM26 124V125H25ZM41 125L42 127H43V125L45 126L46 124H48L46 127H45V129H44V127L43 128H41V126H39V129H40V132L38 133L37 131H39L38 130V125ZM62 124H63V126H62ZM85 125L86 127H84V129L87 131V129L89 128V130L87 131V132H85V131H83V129H82V131L81 132H84V134L85 133H87V135L85 134V137L83 136L84 134H79V129H78V127L79 128H83L82 127V125ZM102 126V124L104 125L103 126V129H102V127L100 126V125ZM108 124H110V125H108ZM118 123H117V125H119ZM121 124V125H122ZM222 124H223V126H222ZM234 125V126H236V128H237V126H240L241 125V129H238V130H240V132H239V135L237 136V134H236V136L234 137L233 136V134L235 135V133H237V131H235V130H237V129H233V127L231 126V125ZM239 124V125H238ZM37 125V126H36ZM74 125V126H73ZM113 125V126H112ZM116 125V126H117ZM21 127V129H19L20 127ZM34 128H33V127ZM50 126H52L53 128H54V131H53V129H52V127H50ZM81 126V127H80ZM98 126H100V127H98ZM107 128H106V127ZM109 126V127H108ZM188 126V125H187ZM216 128H215V127ZM217 126H219V128L217 129ZM18 127V128H17ZM50 127V128H49ZM105 127V128H104ZM211 127V128H210ZM94 128V129H93ZM102 130H101V129ZM215 128V129H214ZM221 128V129H220ZM226 128H227V130L229 131L230 130V128H232L231 130H233V132L235 131V133H233L232 134V132H231V130H230V134L231 135H228L227 133H226ZM240 128V127H239ZM47 129V130H46ZM48 129H51L50 131L48 130ZM74 129V130H73ZM78 129V130H77ZM93 129V130H92ZM97 129H98V131L99 130H101V131H99V133H97L98 131H97ZM213 129H214V131H213ZM225 129V130H224ZM14 130V131H13ZM24 131L25 132V130H26V132H27V135H25L26 134V132L24 133L23 131V134H22V132H19V131ZM34 130H36V132H37V134H36V132L34 131ZM45 130V131H44ZM55 130H58V131H56L55 132ZM70 130V131H69ZM77 130V131H76ZM95 130H96V132H95ZM216 130H218V131H216ZM220 130L222 131V132H220ZM18 131V132H17ZM33 131H34V133H33ZM44 131V132H43ZM63 133H62V132ZM65 131V132H64ZM69 131V132H68ZM91 131V132H90ZM167 131V129H165V132ZM29 132V133H28ZM56 134V135H54V133ZM57 132H59V133H57ZM73 132H76V134L77 135H80V137H81V135H82V138H80L79 137V139H78V137H76L75 136V133H73ZM80 132V133H81ZM104 132V133H103ZM107 132V131H106ZM164 132V131H163ZM171 133L169 134V135H167L166 136V139L168 140V141H173L172 140V136H171V134L173 133L174 134V131L172 130V131H170ZM208 132H209V134H208ZM212 132V133H211ZM225 132V133H224ZM14 133V134H13ZM16 133H19V134H21V135H23L22 137L24 138H22L21 137V135H19L20 137H18V134H17V139H16V137H15V134ZM32 133V134H31ZM65 133V134H64ZM214 133V134H213ZM218 134L219 133V135H217V137H216V134ZM222 135H221V134ZM223 133L224 134H226L227 136H225V135H223ZM8 134V135H7ZM33 134H34V136H33ZM40 134V136H38ZM52 135V136H50V135ZM93 134H96V136L95 135H93ZM164 134V133H163ZM163 134H161V135H163ZM206 134V135H205ZM10 135V136H9ZM35 135H37L38 137L37 138H39V140L38 139H36V136ZM49 135V136H48ZM185 136H184V138L183 139H181L179 142H178V146L180 147V146H183L182 144H184L185 142H186V140H187V133H185L184 134ZM208 135H210L211 136V138L210 137H208ZM2 136H4V139H3V137ZM12 136V137H11ZM15 138H14V137ZM27 136H29V137H27ZM32 136V137H31ZM70 136V137H69ZM91 136V137H90ZM94 136V137H93ZM214 136V137H213ZM219 136H220V138L223 136H225V138L227 137V142H228V139H229V144L228 145H225V143H227V142H225V138H221V141H224V143L223 142H221V143H223L225 146H223V148L221 147V143L220 142H218V146L219 147H217L218 149L221 147L222 149H220V150H218V149H214L215 148V145L217 144V141H220L219 139ZM229 136H230V138H229ZM231 136H233V137H231ZM25 137H27V138H25ZM77 139H76V138ZM196 137H199V138H196ZM201 137H202V139H201ZM6 138L8 139L9 138V140L8 141H10L11 139L14 141L15 139V141L16 142H18L17 144H20V146H18L15 142H14V145L16 144L18 147H16V145H15V147H13L12 145H13V143H11V147H13V149L11 148V147H9L8 149H5L6 147H8V146H10V145H8L9 144V142L6 140ZM11 138V139H10ZM36 140H35V139ZM50 138V139H49ZM70 138H75V139H73V140H75L74 142L73 141H71V140H69V142H67L68 140L67 139H70ZM91 138V139H90ZM195 138V139H194ZM204 138V139H203ZM26 139H28V141L26 140ZM84 139V140H83ZM208 139H209V141H208ZM215 139L217 140V141H215ZM231 139V140H230ZM232 139H234L235 141H236V139H237V141L235 142V141H233L232 142ZM6 140V141H5ZM11 140V141H12ZM18 140V141H17ZM22 140L23 141H25V142H22ZM38 140V141H37ZM76 140L78 141L77 143H76ZM89 140V141H88ZM20 141H21V143H23V145L20 143ZM71 141V142H70ZM80 141V142H79ZM206 141V142H205ZM215 141L216 142V144L215 143H213V142ZM26 142H29V143H27L28 145H26ZM37 143V145H39V147L35 144V143ZM39 142V143H38ZM73 142V144L71 145V143ZM88 142V143H87ZM195 142V143H194ZM210 142H212V143H210ZM234 142H235V144H234ZM5 143H8L6 146L4 145ZM31 143V144H30ZM45 143V144H44ZM64 143V144H63ZM69 145H71V147H70V149L68 150L69 151V153H68V151H66V153H68V154H66V153H64V152H62V151H65V150H67V149H65V147L67 146V144ZM75 143V144H74ZM84 143H86V144H84ZM202 143H204V144H202ZM33 144V145H32ZM44 144V145H43ZM66 144V145H65ZM90 146H89V145ZM206 144H208V146L209 147H212L211 146V144H214V146L212 147V149L211 148H209V149H211V150H215V152L217 151V153L216 154H218L217 155V157L215 156V154H213L214 156L213 157H210V160L209 161H216V163H214V165H213V161L212 162H207V160H208V158H207V154L206 153H210L211 152V155H212V153L214 152V150H213V152L210 150V152L208 151L209 149H208V146L206 145ZM210 144V145H209ZM231 144H234V145H231ZM4 145V146H3ZM35 146V147H31V146ZM65 145V146H64ZM230 145H231V147H230ZM23 146V147H22ZM27 146V147H26ZM29 146V147H28ZM54 146V147H53ZM58 146H63V149H62V151H60V149L58 150ZM198 146V147H197ZM200 146H201V148H200ZM206 149H208V150H206L207 152L205 153L206 154V156H203L204 154H202L201 156H203V157H200V154L203 152L204 153V151H205V148ZM229 146V147H228ZM234 146V147H233ZM5 147V148H4ZM20 147V148H19ZM36 147H37V150H36ZM74 147V148H73ZM21 148H23L24 150H22ZM26 148H28V152H27V149ZM30 148V149H29ZM34 148H35V150H34ZM73 148V149H72ZM196 148V149H195ZM202 148H204V149H202ZM14 150L13 151V153H14V155L11 153V151L12 150ZM39 149V150H38ZM200 149H202V152H201V150ZM2 150H5V152L7 151V153L9 152V154H7L6 156H8L7 158H9V159H6V156H5V152L4 151H2ZM24 152H22V151ZM34 150V152H36V154L33 152L32 153V151ZM53 150V151H52ZM176 150V149H175ZM175 150L173 151V153H172V155L174 154V152H175ZM21 151V152H20ZM52 151V152H51ZM57 151L59 152V154L61 153V155H59V157L57 156L56 157V153H57ZM201 153H200V152ZM4 152V153H3ZM214 152V153H215ZM3 153V154H2ZM16 153H18V155L16 154ZM21 153H23V154H21ZM28 153V155H26ZM32 153L33 154V156H31L30 154ZM62 153L63 154H65V155H62ZM220 153V154H219ZM13 156H12V155ZM24 154L27 156H25V157H23V158H25L23 161L24 162H20L22 159V156H24ZM54 154V155H53ZM22 155V156H21ZM31 157H30V156ZM171 155V156H172ZM19 157V168H17L16 166H18V158L16 159L15 157ZM63 156V157H62ZM196 156H199L198 157V159H197V157ZM210 156V155H209ZM12 159H11V158ZM55 157L57 158V159H59L58 161H57V159L55 160ZM62 157V158H61ZM194 157V158H193ZM195 157H196V159H195ZM205 157L207 158L206 159V162L205 163H207L206 165H208V166H206L205 164H204V166H202L201 165V167L199 166L200 164L198 163L200 160H199V158H202V159H205ZM214 157H216L215 159H214ZM16 159V161H15V159ZM38 158V159H37ZM41 158V159H40ZM51 158H53V160L54 161H50V160H52ZM61 158V159H60ZM170 158V157H169ZM211 158H213V159H211ZM21 159V160H20ZM43 159V160H42ZM189 161H188V160ZM192 159H194V160H192ZM217 159V160H216ZM5 160H7V161H5ZM9 160V161H8ZM38 160V161H37ZM48 160L51 162V169H50V167L48 166V164L47 163H49L48 162ZM62 160V161H61ZM186 160H187V162L188 163H186ZM193 162H192V161ZM1 161V160H0ZM55 161H56V163L57 162H59V163H57V164H59V165H57L56 163H55ZM198 161V162H197ZM204 161L205 160H202L201 161V164H203L204 163ZM9 162V163H8ZM14 162H15V164H16V166L14 165ZM45 162H47L46 164H45ZM52 162H53V164H52ZM167 162V161H166ZM198 163V164H195V163ZM24 163V164H23ZM39 163V164H38ZM192 163V164H191ZM42 164H44L45 166H47L46 168L47 169H45L44 167V165H42ZM189 164V165H188ZM194 164V165H193ZM40 165V166H39ZM187 165V166H186ZM199 167H198V166ZM212 165V166H211ZM13 166H15L17 169H15ZM22 166V167H21ZM42 166H44L43 168V170H41L40 168H42ZM195 166H197V167H195ZM2 167H3V169H2ZM10 167H12V169H13V171H10L11 170V168ZM40 167V168H39ZM194 167V168H193ZM202 167L204 168H207V170L205 169H202ZM208 167H210V169L208 168ZM213 167V168H212ZM9 168V169H8ZM202 170H200V169ZM38 169L41 171V173H42V175L41 174H39L38 175V178H36L37 177V174L36 173H40V171H38ZM190 169H192L193 171H191ZM195 169V170H194ZM209 169V170H208ZM19 170V171H18ZM44 170L45 171H48V172H44ZM49 170H50V173H49ZM188 170H190L189 172H188ZM199 171L198 173H196V171ZM4 171H5V173H4ZM38 171V172H37ZM203 171H206L205 173H203ZM207 171H208V174H206L207 173ZM8 172H9V174H8ZM12 172H13V174H12ZM18 172V173H17ZM190 172H191V174H190ZM43 173H45L46 175V177H44V174ZM200 173V174H199ZM202 173V174H201ZM6 174V175H5ZM12 174V175H11ZM56 174H58V175H56ZM196 174H198V176L196 175ZM33 175H36V177H32ZM190 175H193V176H190ZM197 176V177H194V176ZM252 176L251 177V179H249L250 181L248 182V180H247V176ZM4 178H3V177ZM30 176V179H32V178H35V179H33V181H36V184L33 182H31L30 181V179H29V181H30V183H31V185L29 184H27V182H28V177ZM184 176V177H183ZM13 177H15V179L13 178ZM21 177H22V179H21ZM32 177V178H31ZM57 177V178H56ZM173 177V176H172ZM180 177V179H178ZM186 177L188 178V179H190V180H185L186 179ZM189 177H194L193 179H194V181H192L191 182V180H193L192 178H189ZM16 178H18V180L16 179ZM39 178H41V179H39ZM55 178V179H54ZM176 178V179H175ZM196 178V179H195ZM8 179V180H7ZM182 179V180H181ZM5 180V181H4ZM27 180V181H26ZM59 180V181H58ZM178 180H180V181H178ZM218 180V181H217ZM247 180V181H246ZM9 182L8 184H6L7 182ZM17 181H18V183H17ZM20 181V182H19ZM178 181V182H177ZM184 181H188V183L186 184L187 186H184V185H180V183L181 184H183V183H186V182H184ZM215 181H217V183H216V185H212L213 184V182H215ZM183 182V183H182ZM260 182H262V185L263 186H261V187H259L258 186V183L260 184ZM21 183H26L27 185H28V187L30 188V192L28 191V194H27V190H26V188L28 189V187H25L24 185H26V184H21ZM54 183V184H53ZM35 184V185H34ZM48 184V185H47ZM51 184V185H50ZM57 184V185H56ZM32 185L34 186V188H31L32 187ZM46 185V186H45ZM56 185V186H55ZM20 186H22V189H25V193L27 194H23L24 192L22 191V190H18L19 188H21ZM23 186L25 187V188H23ZM57 186H59V187H57ZM179 186H184L182 189L179 187ZM212 186H213V188H212ZM14 187L16 188V189H14ZM36 187V188H35ZM54 187H56L55 189H54ZM171 187V188H170ZM180 188V190H183L184 188L186 189L187 187V192L185 191V189L181 192L178 188ZM2 188H4L6 191H4V189H2ZM11 188H13L12 190H11ZM114 188V189H113ZM51 189H52V191H51ZM108 189H110V192L108 191ZM116 189V190H115ZM176 189H177V191H176ZM9 190L11 191V192H16L17 190H18V192H16V195H14L13 193H11V192H9ZM45 190H47L48 192H45ZM50 190V191H49ZM60 190H61V188H60ZM137 190H139V191H141V189H140V187H138L137 188ZM3 191V193H1ZM20 191H22V195H20ZM58 191V192H57ZM138 191V192H139ZM174 191V192H173ZM175 191H176V193H175ZM5 192H7V194L5 193ZM32 192V193H31ZM183 195L184 194V192H186L185 194H184V196H182L181 197V194ZM232 192H237V193H232ZM17 193H19V195L20 196H18V194ZM49 193V194H48ZM53 193H57V194H54L53 195ZM179 193V194H178ZM231 193H232V195L233 196H231ZM7 196H6V195ZM14 195V200L13 201H16L17 199L15 198V196L17 197H21L22 196V198L21 199H18L19 200V202H18V200H17V202L18 203H16V204H14L15 202H13L12 201V203L10 202L12 199V197L11 196H13ZM43 194H46L45 196L43 195ZM48 194V195H47ZM175 194H176V196H175ZM177 194H178V196H177ZM236 194V195H235ZM10 195V196H9ZM51 195H53L54 197H55V199H54V197L52 196L51 197ZM170 198H168L167 196ZM42 196H44L43 198H42ZM11 197V198H10ZM17 197V198H18ZM47 197V198H46ZM162 197H163V199H167V200H169V201H166V200H163L162 199ZM177 197V199H176V201L174 200L175 198ZM4 198V199H3ZM8 198V199H7ZM48 198L51 200L52 198H53V200H48ZM61 198V202H59L60 204H62V205H65V203H66V200H67V198L65 199V198H62V197H60ZM174 198V199H173ZM183 198H185V199H183ZM2 199H3V201H4V204H3V201H2ZM10 199V200H9ZM38 199V200H37ZM63 199V200H62ZM64 199H65V201H64ZM162 199V200H161ZM175 201V202H172L173 200ZM199 199V198H198ZM21 200V201H20ZM172 200V201H171ZM6 201H9V203L7 202L6 203ZM160 201H164V204H165V206L163 205V202H160ZM161 203V205H160V203ZM168 202H170L171 204H167L166 205V203ZM159 203V204H158ZM173 203H174V205H173ZM27 204V205H26ZM175 204H177V205H175ZM197 204V203H196ZM200 204V201L198 202V204L197 205H199ZM21 205V206H20ZM92 205V206H91ZM158 205H160V206H158ZM170 206V208H169V206ZM23 206H25V208H22L23 210H20L21 209V207H23ZM28 206V207H27ZM165 208V210H164V208ZM19 208V209H18ZM29 208V209H28ZM159 208V209H160ZM163 208V209H162ZM166 208L169 210L168 212H167V210H166ZM15 209V210H14ZM27 209V210H26ZM159 209H158V211H159ZM28 210H30V211H28ZM38 210H39V208H38ZM48 210H50L49 208H48ZM11 211H12V209H11ZM26 211V212H25ZM28 211V212H27ZM32 211V212H31ZM35 211V212H34ZM163 211V212H162ZM29 212H31V214L29 213ZM34 212V213H33ZM155 212V210H153V215H155L156 213H157V210H156V213H154ZM164 212H165V215H164ZM260 212H261V215H260ZM5 213H8V215L6 216L5 215ZM24 213V215H22ZM241 213H243L242 214V218L239 220V218H237V216H239ZM263 213V214H262ZM44 214H46V213H44ZM38 215L40 216V217H42V218H40V217H38ZM152 215V214H151ZM151 215H147V217H151ZM5 216V217H4ZM37 216V217H36ZM46 217H47V214L45 215ZM263 216V217H262ZM262 219H261V218ZM34 218V219H33ZM16 219V220H15ZM18 219H20V220H18ZM31 219V220H30ZM46 219V220H45ZM152 219H153V221H152ZM259 219V220H258ZM30 220V221H29ZM40 220H42V221H40ZM44 220V221H43ZM50 220V221H49ZM214 220V221H213ZM33 221H35V222H33ZM45 221H46V223H45ZM49 221V222H48ZM250 221V222H249ZM257 221H259V223L257 222ZM23 222H24V224H23ZM27 222H29V223H27ZM42 222V223H41ZM139 224H138V223ZM149 224H148V223ZM153 222H155V223H153ZM204 222H206L205 224H207V222L209 223V225L208 226H206L205 224H203ZM21 223V224H20ZM33 223H35V224H33ZM41 223V224H40ZM147 223V224H146ZM160 223V224H159ZM251 223V224H250ZM264 223V222H263ZM23 224V225H22ZM45 224V225H44ZM144 224H146V225H144ZM257 224V225H256ZM261 226H260V225ZM3 225V226H2ZM13 225V226H12ZM16 225H18L19 226V228L16 226ZM30 225L31 226H34V227H30ZM154 225V226H153ZM232 225V226H231ZM240 227H239V226ZM243 225V226H242ZM251 225V226H250ZM257 226V227H254V226ZM28 228H27V227ZM59 226H61V227H64V228H62L61 229V227H59ZM192 228H191V227ZM242 226V227H241ZM255 228H253V227ZM260 226V227H259ZM26 229H25V228ZM37 227V229H35L34 230V228H36ZM131 227V228H132ZM237 227V228H236ZM194 228H195V230H194ZM228 228V229H227ZM231 228H234L233 229V231L231 230ZM236 228V229H235ZM240 228V229H239ZM258 229V231L261 233V235H260V233L259 234H257V232H256V230ZM25 229V230H24ZM239 229V230H238ZM242 229V230H241ZM244 229V230H243ZM252 229V230H251ZM23 232H22V231ZM37 230V231H36ZM131 230V229H130ZM130 230H129V232H130ZM140 230V231H139ZM147 230V231H146ZM194 230V231H193ZM239 231V232H235V231ZM250 230H251V232H252V234H251V232H250ZM35 231V232H34ZM145 231V232H144ZM128 232V233H129ZM131 232H132V230H131ZM130 232V233H131ZM143 232V233H142ZM227 232V233H226ZM234 232V233H233ZM247 232H249V234H245V233H247ZM21 233H23V234H21ZM133 233V232H132ZM236 233V234H235ZM238 233V234H237ZM144 234H146V236H142V235ZM244 234V235H243ZM263 234V235H262ZM63 235H65V236H63ZM237 235V236H236ZM239 235V236H238ZM246 235V236H245ZM253 235L255 238H256V241L254 240L255 238L254 237H251V236ZM256 235V236H255ZM63 236V237H62ZM242 236V237H241ZM245 236V237H244ZM260 236V237H259ZM29 237V238H28ZM138 237V238H139ZM240 237V238H239ZM244 237V238H243ZM258 237V238H257ZM16 238V239H15ZM137 238V239H138ZM46 239V240H45ZM252 239V240H251ZM260 239H262V241L260 240ZM21 240V241H20ZM31 240V241H30ZM257 240H258V243H257ZM15 241V244L13 243ZM42 241V242H41ZM185 241V240H184ZM254 241V242H253ZM261 241V242H260ZM3 242V243H2ZM238 242H239V244H238ZM222 244V245H221ZM253 244V245H252ZM257 244V245H256ZM12 245H14L13 247H12ZM19 245V246H18ZM172 245H174V246H176L175 248H179V249H177V250H170V248L169 247H173ZM237 245V247H235ZM5 247V249H2V248H4ZM130 246V247H129ZM165 246V247H164ZM242 246V247H241ZM248 246V247H247ZM252 246V247H251ZM24 247V248H23ZM129 247V248H128ZM243 247H244V249H243ZM11 248V249H10ZM17 248V249H16ZM28 248H29V250H28ZM168 248V249H167ZM233 248H238V249H233ZM249 248V249H248ZM254 248V252L252 251V249ZM261 248V249H260ZM263 248V249H262ZM15 249L17 250V251H15ZM24 249H27V250H24ZM73 249V250H72ZM241 249H243V250H241ZM259 249V250H258ZM7 250V251H6ZM142 250H144V248L142 249ZM162 250H164L165 252L167 251V253L165 254V252L163 251V253H162ZM170 250V251H169ZM234 250V251H233ZM262 250H263V252H262ZM13 251V252H12ZM22 251V252H21ZM19 252V253H18ZM21 252V253H20ZM26 252V253H25ZM14 253V254H13ZM18 253V254H17ZM95 253V255H93ZM251 253V254H250ZM258 253H260V254H258ZM4 254V255H3ZM80 254V255H79ZM102 254V256L104 255V253H101ZM121 254V255H120ZM230 254H232V256L230 255ZM256 254H257V256H256ZM4 257V258H1L2 256ZM18 255V256H17ZM69 255V256H68ZM79 257H78V256ZM126 255V256H125ZM246 255V256H245ZM73 256H75L74 258H72ZM229 258H228V257ZM234 256V257H233ZM261 258H260V257ZM76 257H78V258H76ZM94 257H96V259L94 258ZM115 257V259H113ZM235 257H236V259L237 260H235ZM257 257V258H256ZM258 257H259V260H257L258 259ZM65 259V260H63V259ZM72 258V259H71ZM111 258V259H110ZM119 258H122V259H124L123 261H122V259H119ZM232 258V259H231ZM94 259V260H93ZM113 259V260H112ZM250 259H251V261H250ZM257 261H256V260ZM263 259H264V256H263ZM4 260V261H3ZM8 260V261H7ZM76 260H77V262H76ZM81 260V261H80ZM109 260H111V261H109ZM121 260V261H120ZM239 260V261H238ZM242 260V261H241ZM3 261V262H2ZM78 261H79V263H78ZM97 261V262H96ZM104 261V262H103ZM118 261V262H117ZM233 261V262H232ZM243 262V263H241V262ZM246 262V263H245ZM116 263H114V261L111 263V264H116ZM119 264V263H118ZM121 264V263H120Z\"/></svg>",
  "mask_w": 264,
  "mask_h": 264
},
{
  "label": "bare ground",
  "instance_id": "2",
  "mask_svg": "<svg viewBox=\"0 0 264 264\" xmlns=\"http://www.w3.org/2000/svg\"><path fill=\"white\" fill-rule=\"evenodd\" d=\"M7 1L8 0H6L5 2H6V4H9L10 2H8L7 3ZM10 1V0H9ZM12 1V0H11ZM42 1V0H41ZM48 1V0H47ZM73 1V0H72ZM102 1V0H101ZM104 1V0H103ZM107 1H109V0H107ZM106 1V2H107ZM111 1H116V0H111ZM110 1V2H111ZM118 1V0H117ZM116 1V2H117ZM136 1H138V0H135L134 2H133V4L131 5V7H129V6H127V7H129V8H133V7H137V4H139L140 2L142 3V5H143V7H141V8H144V10H142V11H144V12H142L139 8L137 9L138 10V12H140L139 13V15H137L136 13V15L137 16H135L136 18L138 17L139 19L141 18V17H145V16H149L150 15V8H152L151 10H153V8L155 7L156 8V6L158 7V5L160 4V2L161 1H163V0H140L138 3L136 2ZM166 1V3H167V6H169L170 4H171V1H170V3H168V1L169 0H165ZM164 1V2H165ZM181 1V0H180ZM191 1V0H190ZM189 0H188V2H190ZM199 1H201V0H199ZM199 1H197V3H195V7L193 6L194 5V2H193V4H191L192 5V7H190V9H187L188 11L190 10H192V9H194V8H196L197 6H196V4H198L199 3ZM210 1V0H209ZM16 2V1H15ZM38 2V1H37ZM65 2H67V1H65ZM68 2H69V0H68ZM110 2H108V3H110ZM129 2H131V1H129ZM176 2V0L174 1V0H172V3L174 4ZM179 2V1H178ZM178 2H176V3H178ZM188 2H187V4L185 3V5H188ZM202 2H203V0H202ZM202 2H200L199 3V5L202 3ZM211 2H213V0H211ZM220 2V1H219ZM219 2L217 3V4H214V3H211V4H213V7L212 8H214V5L216 6V5H218L219 4ZM224 1L222 0L221 1V3H223ZM227 2V1H226ZM14 3V2H13ZM36 3V2H35ZM39 3V2H38ZM46 3V2H45ZM104 2H102V4H103ZM118 3V2H117ZM205 3H207V1H205ZM220 3V4H221ZM227 3H231L230 1H228ZM226 3V4H227ZM256 3H259L260 4V2H256ZM16 4V3H15ZM41 4H43V3H41ZM40 4V5H41ZM96 4V3H95ZM98 4V3H97ZM105 4V3H104ZM104 4L102 5V7L104 6ZM113 5L115 4V2H113L112 3ZM122 4V3H121ZM134 4H135V6H134ZM183 4V3H182ZM208 4V3H207ZM207 4H206V7H207ZM210 4V3H209ZM224 5H225V3H223ZM18 5H21V4H18ZM39 5V6H40ZM127 5H128V3H127ZM164 5V4H163ZM178 5H180V4H178ZM198 5V6H199ZM202 5H205V4H202ZM201 5V6H202ZM2 6V5H1ZM0 6V7H1ZM5 6V5H4ZM59 6V5H58ZM97 6V9L99 10V12H100V9H99V6L98 5H96ZM106 6H107V4H106ZM109 6V5H108ZM112 6V5H111ZM133 6V7H132ZM141 6V4H139V7ZM166 5H164L163 7H165ZM165 7V10H166V8H168V7ZM170 6H172V4L170 5ZM201 6H199V7H201ZM219 6V5H218ZM258 6H260V5H255V3H254V1L253 0H249V3H247V4H244V2H242L241 1V3L240 4H238V5H236V9L235 10H233V11H230V12H228V14H227V16L224 18V22H222L221 24H220V30H219V32H218V35L215 37V39H214V41H213V43L212 44H210V45H207L206 46V48L204 49V51L205 52H203L202 54H199L197 57H195V58H193V56L192 55H190L191 54V52L192 51H194V49H192V48H194V47H196V46H194V47H190L189 48V50H188V53H189V51H191L190 49H192V51L188 54V55H190L191 57H187L188 59H185V57L187 56V53H184V54H186V56L184 55L183 57H184V61H186V60H189L190 58V60H192V71H188V72H185V73H187L186 75H188L187 77H192V76H195L197 73H199V72H202V71H205L206 72V74H208V71L209 70H211V68L210 67H208V63L212 60V58L215 56V54L216 53H218L219 54V57H218V59H217V63H216V66H215V68H214V75L213 76H209V75H207L206 76V80L205 81H203V82H197V84L195 85L196 86V88L197 89H195V90H193L192 89V91H189V90H185V89H178V88H171V86L169 85V84H166V86H165V83H164V86H165V89H163V90H161V91H155L156 90V88L154 87V86H156L157 87V85H159L158 83H154V85H153V87H154V91H153V93L152 92H150L151 94L149 95V98L146 100V101H142V102H140L141 100L139 99V102H140V104L139 105H137L136 107H133L132 106V103H131V105H130V103H128L129 105L127 106L129 109H130V111L132 110V109H134L133 111H131V116H129V117H126V119L124 118V116L123 115H120L121 113L119 112V115L120 116H122L126 121H123L124 123L121 125V124H119L121 121H117L115 124L117 125V123L119 124V125H115L114 123V127H112V128H110V129H108V130H106L105 131V134H103V135H101V136H98V139L96 140V141H94V142H92L93 144H91V146L90 147H86L85 149H82V151L80 152V154L75 158V160H73V162L70 164V165H68V166H66V169H65V171L62 173V177H61V182L59 183V185L61 184V186L59 187V186H57V187H59L58 189V191H60L59 192V196L57 197L58 198V201H54V202H57V203H55V205L54 204H50L48 201H47V199H46V201H44L45 199H42L43 200V202L42 203H40V207H35L36 208V211H37V213L39 212V211H41V214H42V217H43V219L44 218H47V220H48V218L49 219H51V222L53 223V225H60V223L61 222H63L62 220H63V218H65V217H63V214H66V215H68L69 216V218H71L75 213H80V211L83 209V207H84V205H85V201L83 202V200H82V198L80 199V197H83L86 193H90V192H93L94 191V189H95V178H96V176H98V174H102L104 171H107V170H110V169H115V170H117V173L115 174V188H119V190H116L113 194H112V192H110V189H108V191L110 192V193H108V196L107 197H104L103 199H101V201H102V203H100V204H102L101 206H99L98 208H96L95 210H92L91 211V213L89 214V215H85V217H83V215H81L80 216V221L78 222L77 221V226H78V234L76 235V239H75V245H74V248H76V250L78 249V250H81V252L82 253H80V254H82V256H83V259L85 260V259H88V257H90V255L93 253V252H90V251H92V249L93 248H95L94 250H95V252L96 251H98L99 252V256H100V260H102L104 257H106L105 255H107V254H114L115 255V257H116V254H118L119 252H122L124 249L125 250H127L126 248H127V246L128 245H131V244H133V243H135V241L137 240V244H136V249L134 248V249H132V251H134L133 253L134 254H137V253H141V252H143V253H146V251L147 250H152V249H156L157 250V248H159V245L160 244H162V243H164V241L167 239V238H174V240H176V242L175 243H185L186 242V235L188 234V232H189V230H190V228H189V226L187 225V224H185V222H184V218H186V219H190V220H193V221H195V223H198V225H197V227L196 228H198V226H199V224L200 223H202V221L206 218H208V216L207 215H210L209 216V218L208 219H210V217H211V219H220V220H223V219H225V217H224V214L225 213H227V215H228V213H232V212H234L235 211V209H236V205H237V207L238 206H240V204L242 203V201H244V200H246L251 194H253V195H256V193H254V192H251V190H249L248 188L243 192V193H241L240 194V199H238L237 201H236V205H235V207L233 206L234 205V202H233V200H228V201H226L227 199H228V196L227 195H225L224 196V198H223V200H222V196H218V197H214L210 192H207V193H205L204 191H202L201 193H198V194H196L197 195V200L195 199V200H191L190 201V203H189V205H191V203H193L192 205H191V207H189V206H184V205H178L177 207H175V208H173L169 213H168V215L165 217V218H163L162 220H161V224L159 225V226H156V227H154L153 228V230L154 231H152L150 234H148L147 236H146V234L144 235V236H146L144 239L142 238V237H139V235H140V232H138V229H139V227H141V226H143V224H139V223H142L143 221H142V219H144V217H146L145 219H148V218H152L153 216H155V217H157L158 216V220H159V216L160 215H157V214H159L160 213V210H161V208L160 207H162V205H161V203L160 202H163V205L165 206V204H164V201H160L159 203H160V205H158V206H160L158 209H159V211H158V209H154V206H155V201H156V199L157 198H159L161 195H165V193H166V191H167V189H168V184L167 183H169L168 182V180L170 181V179L171 178H173L174 179V176H175V173H178V171H179V169L182 171V170H184V172H186L187 173V171H185V170H187V169H182L181 167H182V164L184 163V159H185V154L187 153V151L189 150V147H190V144L193 142V140H192V136L193 135H195V133L197 132H199L200 131V129H201V121H204V120H206V118L210 115V114H208V113H211L212 111H215L217 108H218V105H219V101L218 102H216V100L215 99H217L218 98V96L221 94V93H223L224 91H225V87L227 86V84L230 82V84L232 85V88L234 87L233 86V84L232 83H235V81L236 82H239L240 81V79H241V75H240V69H241V67H242V65L243 64H247V63H249L248 62V60H251V57L249 58V56H250V54H251V49H252V47H254V46H256L257 44H260V49H264V38H262L261 37V35H260V33H259V31L257 30V31H255V32H253V31H251L250 30V22L248 21V16H249V13L251 14V16H253V17H258L259 16V14L262 12V11H264V7H258ZM24 7V6H23ZM27 7H28V5H27ZM33 7V6H32ZM38 8V5L37 6H35V8ZM92 7V6H91ZM100 7H101V5H100ZM105 7V6H104ZM113 7V6H112ZM123 7H126V6H123ZM163 7H160V5H159V7L158 8H161V9H159V11H161L162 10V8ZM174 7H175V5H174ZM173 7V8H174ZM194 7V8H193ZM221 7H224V6H222L221 5ZM225 7H226V5H225ZM29 8V7H28ZM27 8V9H28ZM36 8V9H37ZM86 8H88L87 6H86ZM94 8H95V6H94ZM93 7H92V9H93V13H94V15H93V18H94V16H95V14H98V13H95V9H94ZM106 8H108V7H106ZM186 8V7H185ZM187 8H189V6L187 7ZM210 7H207V9H204V10H208ZM218 8H220V6L218 7ZM1 9V8H0ZM23 9V11L24 10H27V9H24V8H22ZM21 9V10H22ZM32 9V8H31ZM81 9V8H80ZM104 9V8H103ZM123 9H125V8H123ZM171 9V8H170ZM169 9V10H170ZM214 9H216V8H214ZM214 9H211L212 11L214 10ZM2 10H4V7H3V9ZM19 10H20V8H19ZM89 12H90V15H91V10H89V9H87ZM107 13H108V9H104ZM104 10H102V11H104ZM127 10V9H126ZM126 10H125V12H126ZM134 10V9H133ZM164 9H163V11L164 12H166ZM169 10L167 11L168 13H169ZM174 10V9H173ZM222 10V9H221ZM1 11V10H0ZM23 11H22V13H23ZM28 11V10H27ZM31 11H33V10H31ZM104 11V12H105ZM111 11H113V10H111ZM114 11H115V9H114ZM113 11V12H114ZM123 11V10H122ZM132 11V10H131ZM136 11V10H135ZM155 11V10H154ZM157 11H158V9H157ZM157 11H155V12H153V13H158V15H159V12H157ZM162 11V12H163ZM171 11H172V9H171ZM175 11V10H174ZM185 11V10H184ZM184 11L182 12V15H183V13H184ZM223 11H225V9L223 8ZM2 12V11H1ZM0 12V13H1ZM18 12H20V11H18ZM124 12V11H123ZM152 12V11H151ZM163 12V15L161 14L160 16H163V19L165 18L164 16H165V14L166 13H164ZM180 12V13H181ZM192 12H193V10H192ZM203 12H206V11H203ZM218 12H220V11H217V12H215V13H218ZM88 13V12H87ZM106 13V14H107ZM167 13V14H168ZM186 13V12H185ZM188 13V12H187ZM199 13H201V12H198V14ZM215 13H214V16H219L220 17V13H219V15H215ZM7 14V13H6ZM9 14L10 13H8V18H11V17H13V16H10L9 17ZM20 14V13H19ZM89 14V13H88ZM105 14V15H106ZM111 14V13H110ZM117 14V13H116ZM115 14V16H117ZM125 14V13H124ZM129 14V13H128ZM133 14V13H132ZM134 14V15H135ZM145 16H144V15ZM190 14V13H189ZM193 14V13H192ZM191 14V15H192ZM203 14H205V18H203V19H205L206 20V18L207 17H210V16H208V14H207V12L206 13H203ZM207 14V15H206ZM99 15V14H98ZM108 15V14H107ZM120 15H123V13L122 14H120ZM130 15V14H129ZM156 15V14H155ZM157 15V17H159L160 18V16H158ZM179 15V14H178ZM185 15V17H186V14H184ZM193 15H197L196 13L195 14H193ZM223 15H225V14H223ZM97 16V15H96ZM114 16V17H115ZM126 16V15H125ZM133 16V15H132ZM154 16V15H153ZM152 16V20H153V17ZM168 16H169V14H168ZM204 16V15H203ZM207 16V17H206ZM26 17V16H25ZM110 17V19L108 18V16L106 17V18H108L109 19V21H111V16H109ZM113 17V18H114ZM123 17V16H122ZM135 17L133 16V18H134V20H135ZM171 17V16H170ZM169 17V18H170ZM213 17V16H212ZM1 18V17H0ZM5 18H6V16H5ZM20 18V17H19ZM27 19H28V17H26ZM92 17H90V19H91ZM92 18V19H93ZM98 18H99V16H98ZM103 18H105V16L103 17ZM126 18H128V19H133V18H129V17H126ZM126 18H124V19H126ZM159 18L156 20V22L159 20ZM162 18V17H161ZM160 18V19H161ZM178 18H180V16L178 17ZM182 18V17H181ZM195 18V17H194ZM197 18H198V16H197ZM216 18V17H215ZM220 18H223V17H220ZM220 18H218L217 17V19L216 20H219ZM2 19H4V18H2ZM12 19V18H11ZM13 19H15L14 17H13ZM27 19H22V21L23 20H27ZM85 19H86V17H85ZM84 19V21H88L89 22V18H87L86 20ZM114 19H116V22H121L120 20H118V18H114ZM121 19V18H120ZM139 19H138V21H137V19L135 20L136 22H139ZM147 19V18H146ZM150 19V18H149ZM148 19V20H149ZM155 19H156V16H155ZM155 19L153 20V25H155L154 27H155V30L156 29H158V27L156 26V22H155V24H154V21H155ZM163 19H161L163 22H164V20ZM183 19H187V17L186 18H183ZM182 19V20H183ZM209 19V18H208ZM207 19V20H208ZM6 20H7V18H6ZM6 20H4L5 21V24H7V22H6ZM17 20V19H16ZM15 20V21H16ZM130 20H127L128 22L130 21ZM144 20V19H143ZM143 20H141L140 22H141V25H140V23L137 25V23H136V25L137 26H139L140 25V27L142 26V24L144 23L143 22ZM148 20H147V22H148ZM160 20V21H161ZM168 20V19H167ZM174 20V19H173ZM176 20V19H175ZM177 20H179V19H177ZM197 20H199V19H197ZM210 20H211V22H212V18H210ZM210 20H208V23H210L209 21ZM215 20V19H214ZM215 20V21H216ZM14 21V20H13ZM91 21V20H90ZM104 21H105V23H104ZM104 21H100L103 25L104 24H106L107 22H108V20H104ZM114 21V22H113ZM112 21V23L115 25V20H113ZM126 21V20H125ZM145 21V20H144ZM160 21H158V22H160ZM172 21V20H171ZM184 21V20H183ZM200 21H202V20H200ZM200 21H198L199 23H200ZM9 22V21H8ZM25 22V21H24ZM83 22V21H82ZM99 22V21H98ZM100 22L99 23H97V24H100ZM130 22H132V23H130V25L132 24L133 26H134V29L132 28V27H130V28H132V30H128V29H126V26H125V30H123L124 28L123 27H121V28H123V29H121V30H123L122 32H121V34H118L117 36H119V39H117L116 38V36L114 37V39H113V41L115 42V41H117V43H114L113 41H110V42H112V43H110V44H112V46H110L111 48H109V47H107L108 45H110V44H108V43H106L107 44V46L105 45V43H103L105 46H106V49H108L109 48V50L107 51L106 49H104V56L103 55H101V56H103L102 58H101V56H100V60L98 59V61H97V59H96V61L95 62H98V63H96L95 64V67H93V68H95L94 70H91V69H88L90 72V74H91V72H97V75L95 76V78L97 77V78H99L97 81H95V80H93L92 78L94 77V74H92L93 76L91 77L90 76V79H91V82L93 83V82H96V83H93L94 85H99V83H101L100 81L102 80V84H103V86H102V89H103V87H104V83H105V78H108V81H109V76H111V75H113V79L115 78L114 76H115V72H116V70L118 69V66L116 67L115 65V68H117L116 70H112L111 68L113 67V69H114V66H113V58H112V55L114 56L115 54L113 53V47L115 48V50H118L119 51V48L118 49H116L117 48V46L119 47H125V41H121L120 40V38L121 37H123V35H122V33L124 32V31H126V32H124L123 34H124V37L126 36V34H129V33H131V32H129V33H127V30L128 31H134V33H135V31H136V33H137V30H139V29H141L140 27H139V29H137L138 27L135 25V23H134V21H130ZM146 22V23H147ZM185 22V21H184ZM40 23V22H39ZM146 23H144L145 24V26L147 27L148 25H149V23H147L148 25H146ZM150 23H151V20H150ZM162 22H160V24H161ZM186 23V25L189 23V21H188V23L187 22H185ZM194 22H192L191 24H193ZM195 23H197L196 22V20H195ZM202 23H204L203 25H205V22H201V24ZM207 22H206V24L207 25H209ZM11 24H13V23H11ZM87 24V23H86ZM116 24H119V23H116ZM125 24H126V22H125ZM125 24H122V26H124ZM128 24V23H127ZM159 24V25H160ZM169 24V23H168ZM171 24V23H170ZM178 23L176 22V25H177ZM181 24H183V26L185 27V29L183 28V30H186V31H184V32H182L181 30H180V27H181ZM180 24V26L178 27L179 28V30H180V32L181 33H179L180 35H181V38H182V36H184V35H182V33H185L186 32V35H185V39H186V36L189 34V35H192L195 31H196V28H193V29H195V31L192 33V34H190V33H188V32H190V31H192L193 29H191L193 26H194V24L193 25H188L187 27H189V26H191V27H189L191 30L190 31H188L186 28V26H185V24L184 23H181ZM198 24V23H197ZM197 24H195V25H197ZM212 24V23H211ZM96 25V24H95ZM107 25H109V22L107 23ZM107 25H105V26H107ZM129 25V26H130ZM131 25V26H132ZM158 25V24H157ZM173 25V24H172ZM4 26V25H3ZM9 25H6V27H8ZM83 26H85V24L83 25ZM89 26V25H88ZM116 26V25H115ZM144 26V27H145ZM152 26V25H151ZM170 26V25H169ZM168 26V27H169ZM198 26V25H197ZM206 26V25H205ZM14 27V26H13ZM12 27V28H13ZM86 27V26H85ZM97 27V26H96ZM99 27V26H98ZM103 28H104V26H102ZM109 27V26H108ZM135 27H136V29L137 30H135ZM143 27V26H142ZM157 27V28H156ZM160 27H162V25H160L159 26V29H161ZM166 27H167V25H166ZM166 27H164V28H166ZM167 27V28H168ZM172 27V26H171ZM174 27V26H173ZM172 27V28H173ZM175 27H177V26H175ZM217 27V26H216ZM95 28V27H94ZM94 28H93V30H94ZM99 28H101V27H99ZM98 28V29H99ZM102 28V29H103ZM115 28V27H114ZM128 28V27H127ZM151 28H153V26L151 27ZM172 28H170V29H172ZM188 28V29H189ZM201 27H199V29H200ZM206 28V27H205ZM257 28H258V25H257ZM84 29V28H83ZM82 29V30H83ZM97 29V28H96ZM102 29H101V31H102ZM106 29H107V27H106ZM106 29H104V33H106L105 31H106ZM109 29H112V28H109ZM198 29V28H197ZM202 29V28H201ZM207 29V28H206ZM81 30V29H80ZM146 30H148V29H146ZM154 29H152V31H153ZM154 30V31H155ZM163 30V29H162ZM165 30V29H164ZM173 30L175 31L176 29H174L173 28ZM179 30H178V32H179ZM208 30V29H207ZM6 31H9V30H6ZM33 31H34V29H33ZM32 31V32H33ZM76 31H77V29H76ZM151 31V30H150ZM152 31H151V33H152ZM199 31V30H198ZM202 31H203V29H202ZM206 31V30H205ZM4 32V31H3ZM44 32V31H43ZM78 32V31H77ZM90 32V31H89ZM89 32H88V35H89ZM91 32H94L95 33V31H91ZM97 32H100V31H97ZM107 32H108V34H109V31H108V29H107ZM113 32H115V31H113ZM140 32V31H139ZM146 32V31H145ZM156 32V31H155ZM155 32L154 33H152V34H154V36H155ZM162 32V31H161ZM160 32V33H161ZM164 32V31H163ZM171 32H173L172 30H171ZM0 33H2L1 31H0ZM30 33H31V31H30ZM35 34H38V33H36V32H34ZM119 33H120V31H119ZM142 33V32H141ZM159 33V34H160ZM175 33V32H174ZM188 33V34H187ZM79 34H81L80 32H79ZM85 35H86V31H85V33H84ZM92 34V33H91ZM98 34V33H97ZM101 33H99L97 36H99ZM111 34H112V31H111ZM132 34H133V32H132ZM140 34V33H139ZM151 34V35H152ZM163 34L164 33H162V36H160V37H158V35H157V39H159L158 41H160L161 42V40H162V38L163 37H165V36H163ZM172 34V33H171ZM169 35V33H167V35H169V36H166L167 37V39L168 38H170V40L168 39V41H172V39H174V38H172V35ZM179 34H177L176 33V35H179ZM27 35V34H26ZM39 35V34H38ZM38 35H35V38L37 39L39 36ZM85 35H84V37H85ZM95 35V34H94ZM103 35V34H102ZM110 35V34H109ZM116 35V34H115ZM120 35H121V37H120ZM131 35V34H130ZM134 35V34H133ZM133 35H131V36H133ZM136 35V34H135ZM134 35V36H135ZM145 35H146V33H145ZM164 35H166V33L164 34ZM176 35H174V37H176ZM194 36H195V34H193ZM197 36H198V34H196ZM5 36V35H4ZM29 36V35H28ZM87 36V35H86ZM91 37H95V36H93V35H90ZM96 36V37H97ZM105 36V35H104ZM111 36V35H110ZM110 36H109V38H110ZM114 36V35H113ZM113 36H112V38H113ZM130 36V37H131ZM144 36V35H143ZM153 36V35H152ZM151 37V40H152V38H155V37ZM193 36V37H194ZM197 36L195 37L196 39H197ZM210 36V35H209ZM42 36H40L38 39H39V41H41V38ZM75 37H76V35H75ZM74 37V38H75ZM83 37V36H82ZM83 37V38H84ZM89 37V36H88ZM108 37V36H107ZM123 37V38H124ZM130 37H125L126 39H128V41H130L129 40V38ZM187 37H189V36H187ZM41 38V39H40ZM90 38V37H89ZM103 38H105V37H103ZM102 38V39H103ZM116 38V39H115ZM124 38V39H125ZM142 39H143V37H141ZM161 38V39H160ZM189 38H191V37H189ZM2 39H3V37H2ZM1 39V40H2ZM73 39V38H72ZM71 39V40H72ZM85 39H86V37H85ZM101 39V38H100ZM124 39H122V40H124ZM131 39V38H130ZM156 39V40H157ZM164 39V38H163ZM167 39H165V40H167ZM195 39V40H196ZM199 39V38H198ZM201 39H202V37H201ZM203 39L205 40V38L203 37ZM0 40V41H1ZM81 40H82V38H81ZM87 40L89 41V39H86L85 40V42H87ZM99 40V39H98ZM105 40V39H104ZM118 40H120L121 41V43H122V46H121V44L120 45H117L118 43H120ZM150 40V41H151ZM156 40L154 41L156 44H154V46L155 45H158V44H161L159 47V49L161 50V46L163 45L162 43L164 42V40H163V42L162 43H159L158 41V44H157V42H156ZM181 40V39H180ZM182 40H183V38H182ZM91 41H94L93 39L91 40L90 39V41L89 42H91ZM97 41V40H96ZM103 41V40H102ZM107 41V40H106ZM127 41V40H126ZM167 41V42H168ZM174 41V40H173ZM184 41V40H183ZM73 42V41H72ZM107 42H109V41H107ZM123 42H125V43H123ZM149 42V41H148ZM153 42V43H154ZM174 42H177L176 44L178 45V40L177 41H174ZM185 42V41H184ZM190 42V41H189ZM206 42H208V41H206ZM36 43V42H35ZM78 43V42H77ZM76 43V44H77ZM83 44H84V42H82ZM81 42H80V44H82ZM88 43V42H87ZM93 43V42H92ZM97 43V42H96ZM129 43V42H128ZM141 43V42H140ZM152 43V44H153ZM172 44H173V42H171ZM171 43H169L171 46H172V44ZM193 43L195 44V42H194V40H193ZM71 44V43H70ZM72 44H74V43H72ZM71 44V45H72ZM82 44V45H83ZM90 44V43H89ZM95 44V43H94ZM116 46H114V45ZM141 44H143V40H142V43ZM149 44V43H148ZM179 44H180V42H179ZM193 44V45H194ZM91 45V44H90ZM93 45V44H92ZM91 45V46H92ZM144 45V44H143ZM147 45V44H146ZM166 45V44H165ZM165 45H164V47H165ZM168 45V44H167ZM166 45V46H167ZM169 45V46H170ZM77 46H78V44H77ZM85 46V45H84ZM94 46V45H93ZM139 46H141V45H139ZM176 46V45H175ZM182 46V45H181ZM184 46V45H183ZM181 47V48H184V47ZM31 47V46H30ZM35 47H36V45H35ZM34 47V48H35ZM66 47V46H65ZM71 47V46H70ZM83 47V46H82ZM82 47L80 48V49H82ZM89 47V45H87V47L86 48H88ZM37 48V47H36ZM41 48H42V46H41ZM40 48V49H41ZM50 48V47H49ZM86 48H84V49H86ZM92 48H94V47H92ZM92 48L90 47V48H88V49H90V51H88V54L90 53V52H92V53H94V51H92ZM96 48V47H95ZM94 48V49H95ZM100 48H101V46H100ZM103 48V47H102ZM131 48V47H130ZM139 48V50H141L142 49V46L141 47H138ZM141 48V49H140ZM143 48H144V46H143ZM149 48H150V46H149ZM157 48L158 47H156L155 48V51L157 52ZM176 48V47H175ZM174 48V49H175ZM180 48V47H179ZM38 49V48H37ZM40 49H39V51H40ZM78 49H79V46H78ZM80 49H79V51L77 50V48H75V50H77L78 52H77V54L80 52ZM126 49H128L127 47H126ZM132 49V48H131ZM131 49H129L130 51H131ZM162 49H163V47H162ZM173 48H171V50L170 51H173L172 50ZM177 49V48H176ZM22 50V49H21ZM24 50V49H23ZM25 50H27V51H31V49H25ZM49 50V49H48ZM69 50V49H68ZM83 50V49H82ZM106 50V51H105ZM114 50V51H115ZM132 50H134V49H132ZM150 50V49H149ZM38 51V50H37ZM38 51V52H39ZM72 51V50H71ZM87 51V50H86ZM84 52L83 53V51H81V54L83 53V55L84 56H86V60H90V56L89 57H87L88 55H87V52ZM96 51V50H95ZM124 51V50H123ZM138 51V50H137ZM148 50H146V52H147ZM152 52V53H156V52ZM169 51V50H168ZM69 52V51H68ZM76 52V51H75ZM106 52V53H105ZM121 52H122V50H121ZM134 52H136V51H134ZM132 53V51H131V53L132 54H136V53ZM162 52H164V50H162ZM166 52V51H165ZM175 52V51H174ZM237 52H239L240 53V55L237 57V58H234V55H235V53H237ZM1 53V52H0ZM22 53V52H21ZM32 53V52H31ZM36 53V52H35ZM66 53V52H65ZM73 53V52H72ZM86 53V54H85ZM101 53V52H100ZM116 53H120V52H117L116 51ZM129 53V52H128ZM127 53V54H128ZM148 53H149V51H148ZM147 53V54H148ZM151 53V54H152ZM264 53V52H263ZM71 54V53H70ZM80 54V53H79ZM95 54V53H94ZM121 54V53H120ZM168 54V53H167ZM167 54H163V55H167ZM18 55H20L22 58H23V55L22 54H18ZM89 55H91V53L89 54ZM95 55H97V53L95 54ZM122 55V54H121ZM120 55V56H121ZM153 55V54H152ZM156 55V54H155ZM169 55V54H168ZM20 56H19V58H20ZM25 56V55H24ZM79 56H81V55H79ZM84 56H82V57H84ZM116 56H118V55H115V57ZM123 56V55H122ZM127 56V55H126ZM126 56H124V57H121V59H119L120 60V62L121 63H124V61H123V59L122 58H126ZM129 56H131V54L129 53ZM173 56V55H172ZM17 57V56H16ZM44 57V56H43ZM66 57V56H65ZM70 57V56H69ZM68 57V58H69ZM78 57V56H77ZM115 57H114V60H115ZM149 57H150V54H149V56H148V58H147V56H146V59L147 60H150V59H152V58H154V57H152L151 56V58L149 59ZM161 57V56H160ZM167 57V56H166ZM165 56L163 57V58H166ZM263 57V56H262ZM19 58H15V61H16V59H19ZM37 58V57H36ZM67 57H66V59H68ZM76 58V57H75ZM88 58V59H87ZM130 58V57H129ZM133 59L135 58V57H132ZM131 58V60L133 61V59ZM169 58V57H168ZM78 59V58H77ZM77 59H75V60H77ZM102 59V60H101ZM117 59V58H116ZM80 60H82V59H79L78 60V62L80 61ZM123 62H122V61ZM126 60V59H125ZM140 60V62L142 61V59H139ZM139 60H137V61H139ZM153 60V59H152ZM165 61H167V59H164ZM262 60V59H261ZM39 61H40V59H39ZM57 61V60H56ZM69 60H66L65 61V63L66 62H68ZM156 61V60H155ZM162 61V60H161ZM182 61V60H181ZM95 62H93V64L95 63ZM115 62V61H114ZM119 62V61H118ZM127 61H125V63H126ZM129 63H130V61H128ZM143 62H144V60H143ZM148 62V61H147ZM259 62V61H258ZM262 62V61H261ZM261 62H259L258 64H259V69H257V71H260L261 69ZM35 63H38V61H36L35 60ZM39 63H41V62H39ZM53 63H54V61H53ZM57 63V62H56ZM55 63V64H56ZM59 64L61 63V62H58ZM82 63V62H81ZM117 63V62H116ZM120 63V64H121ZM145 63V62H144ZM164 63V62H163ZM172 63H177V62H172ZM76 64V63H75ZM79 64V63H78ZM89 64H90V62H89ZM117 64H119V63H117ZM116 64V65H117ZM119 64V65H120ZM149 64V63H148ZM160 64V63H159ZM178 64L179 63H177V66H178ZM258 64L256 65V67L258 66ZM62 65V64H61ZM74 65V64H73ZM87 65V64H86ZM86 65H84L83 66V63H82V66L85 68V69H87V67H85ZM106 65V66H105ZM122 65V64H121ZM120 65V66H121ZM137 65H138V62H137ZM146 65H147V63H146ZM158 65V64H157ZM207 65V66H206ZM239 65L241 66V67H239ZM249 65V64H248ZM261 65V66H260ZM53 66H55V65H53ZM64 66V65H63ZM77 68H76V70H78V68L80 69V68H82V66H80V64L79 65H75ZM80 66V67H79ZM91 66V65H90ZM94 66V65H93ZM104 66V67H103ZM145 66V65H144ZM159 66H161V65H159ZM158 66V67H159ZM247 66V65H246ZM60 67V66H59ZM92 67V66H91ZM139 67H141V68H143L142 66H139ZM158 67H156V69L158 68ZM164 67V66H163ZM167 67V66H166ZM62 68V67H61ZM89 68V67H88ZM104 68H107V69H104ZM121 68H124V66L122 65V67ZM134 68H137V66L135 65V67ZM162 68V67H161ZM167 68H173L172 66L171 67H167ZM174 68H175V66H174ZM178 68H180L179 66H178ZM264 68V67H263ZM263 68H262V70H261V72L262 71H264L263 70ZM68 69V68H67ZM110 69V70H109ZM205 69H207V70H205ZM2 70V69H1ZM74 70V69H73ZM73 70H71L72 71V73L71 74H69V75H67V76H70V75H73V74H75V73H73ZM106 70H108L107 72H109V74L107 73V72H104V71H106ZM134 70V69H133ZM132 70V72L134 73L135 72V74H136V71L134 70L133 71ZM138 70L140 71V70H143V69H139V68H137V72H138ZM152 70V69H151ZM166 70V69H165ZM174 70V69H173ZM176 70H180V69H177L176 68ZM182 70V69H181ZM63 71L65 72V69H63ZM70 70H69V72H71ZM75 71V70H74ZM81 71H82V69H81ZM80 71V72H81ZM86 71V70H85ZM101 71H103V73L104 74H102V72ZM110 71H114L113 73L112 72H110ZM119 71H121V69L119 70ZM125 71V70H124ZM156 70H154V72H155ZM162 71H164V69H162ZM161 71V72H162ZM167 71H168V69H167ZM166 71V72H167ZM170 71V70H169ZM168 71V72H169ZM101 72V73H100ZM118 72V71H117ZM150 72V71H149ZM153 72V73H154ZM158 72V71H157ZM156 72V73H157ZM165 72V71H164ZM175 72V71H174ZM30 72L28 71V74H29ZM112 73V74H111ZM144 73V72H143ZM156 73H154L153 75H155ZM160 73V72H159ZM159 73H157L158 75H159ZM170 73H172V75L174 74L173 73V71L171 72L170 71ZM169 73V74H170ZM27 74V73H26ZM27 74V75H28ZM65 74H66V72H65ZM84 74H86V72H82V75H80L79 73H76V75H80V76H82L83 78H84ZM96 74V73H95ZM106 74L107 75H109V76H107V77H104V78H102V76H106ZM111 74V75H110ZM157 74L155 75V76H157ZM161 74V73H160ZM168 74V73H167ZM30 75V74H29ZM76 75L74 76H72V77H74V79H75V77H76ZM88 77L87 78H89V75L88 74H86ZM131 75V74H130ZM129 75V76H130ZM142 75H146V74H142ZM152 75V76H153ZM175 75V74H174ZM185 75V76H186ZM253 75V74H252ZM13 77H14V79L15 80H17L18 81V79H19V72L18 71H14L13 72V75H12ZM23 76V75H22ZM67 76H65V77H67ZM152 76H150V78L152 77ZM163 76H168V75H164L163 73H162V77L161 78H163V79H165ZM263 76H264V73H263ZM61 77H62V75H61ZM126 77V76H125ZM124 77V78H125ZM133 77V79L132 78H130V80H135V78H134V75L132 76ZM136 77H139V76H137L136 75ZM146 77L147 76H145V77H142L141 78V76H140V78L142 79V83H144L147 79H146ZM170 77H171V75H170ZM170 77H168V81H170V83L172 82V80L171 79H173L172 77H171V79L169 80V78ZM68 78V77H67ZM67 78H66V80H67ZM143 78H145L146 80L144 81V79ZM147 78H149V77H147ZM149 78V79H150ZM153 78H155V77H153ZM153 78H151V79H153ZM158 78H160V77H158ZM161 78H160V80H161ZM263 78V77H262ZM25 79H27V77H25ZM61 79V78H60ZM78 79V78H77ZM85 79V78H84ZM84 79H82V81L84 80ZM112 79V80H113ZM123 79V78H122ZM187 79V78H186ZM15 80H13V81H15ZM58 81H59V79H57ZM56 80V82H58ZM63 80V79H62ZM69 80V79H68ZM71 80V79H70ZM73 80V79H72ZM76 80V79H75ZM93 80V81H92ZM115 80V79H114ZM113 80V81H114ZM124 80V79H123ZM138 80V79H137ZM157 80V79H156ZM155 80V81H156ZM159 80V81H160ZM185 80V79H184ZM245 80V79H244ZM50 80H49V78H48V81L47 82H49ZM103 81H104V83H103ZM107 81V80H106ZM125 81H128V79L126 80L125 79ZM144 81V82H143ZM152 81H154V80H152ZM151 81V82H152ZM163 81L164 80H162L161 82L163 83ZM262 81V80H261ZM66 83H67V81H65ZM69 82V81H68ZM84 82V81H83ZM88 82H89V80H88ZM110 82V81H109ZM108 82V83H109ZM136 82V81H135ZM138 82V81H137ZM137 82H136V85H137ZM139 82H140V80H139ZM158 82V81H157ZM160 82V83H161ZM16 83V82H15ZM87 82H86V79H85V84H86ZM107 83V84H108ZM124 83V82H123ZM150 83V82H149ZM69 84V83H68ZM67 84V85H68ZM90 84V83H89ZM92 84V85H93ZM122 84V83H121ZM125 84H126V82H125ZM125 84H124V86H125ZM141 84V83H140ZM16 85V84H15ZM69 85H71V83L69 84ZM110 85H113V84H111L110 83ZM142 85H144V84H142ZM149 85V84H148ZM259 85H261L260 83H259ZM54 86V85H53ZM53 86H51V87H53ZM57 86H58V83H57ZM56 85H55V88H57V90H58V88H59V86L57 87ZM85 86V85H84ZM89 85L87 84L86 85V87L87 88H83L84 90L81 92H79V94H82L83 92L84 93H86L87 91L85 90V89H88V92L89 93H91L90 92V90L89 89H91V88H89V87H91V85L88 87ZM101 86V85H100ZM121 87H122V85H120ZM138 86V88H139V85H137ZM150 86H152V85H149V86H147V87H149L150 88ZM159 86H162V88H163V85L162 84H160ZM158 86V89L160 88ZM242 86H243V84H242ZM25 87H27V84L25 85ZM47 87V86H46ZM50 86H48V88H49ZM72 87V86H71ZM70 87V88H71ZM94 88L96 87V86H93ZM98 87L99 86H97L96 87V89L95 90H97L98 89ZM112 86H110L109 87V89L111 88ZM120 87V88H121ZM141 87L142 86H140V89H137V87L135 88V89H137V91L139 90L140 92H142L141 94H143V93H145V91H141L142 89H141ZM147 87H145L144 86V88H146L147 89ZM245 88H244V90H246V85L244 86ZM250 87V86H249ZM249 87H247V88H249ZM262 87V86H261ZM263 87H264V85H263ZM79 89H81L82 87H78ZM78 88H77V90H78ZM94 88H93V90H94ZM129 88V87H128ZM252 88H255V87H252ZM7 90L9 89V88H6ZM50 89V88H49ZM60 90H62L61 88H59ZM125 89V88H124ZM55 90V89H54ZM69 90V89H68ZM68 90H67V92H68ZM72 90V89H71ZM92 90V91H93ZM104 90V89H103ZM107 90V89H106ZM116 90V89H115ZM115 90H112V91H115ZM118 90V89H117ZM149 90V89H148ZM152 90V89H151ZM260 90V89H259ZM259 90H257L258 91V93H261V95H259V96H262V94H264V91H260L259 92ZM51 91H53L52 89L50 90V97L51 96H55V95H58L57 93L58 92H56L55 93V91H54V93L52 92V94H54V95H52L51 94ZM59 91V90H58ZM107 91H110V90H107ZM135 91V90H134ZM134 91H132V92H134ZM138 91V92H139ZM246 91H248V90H246ZM61 92V91H60ZM94 92H96V91H94ZM118 92H125L126 93V91H123L122 90V88L120 89V91L118 90ZM117 92V93H118ZM131 91H130V93L131 94H133L134 96H136L134 93H132ZM251 91H249L248 93H250ZM65 93H66V91L64 92V95H65ZM88 93V94H89ZM93 93V92H92ZM96 93H98V91L96 92ZM96 93H94V94H96ZM110 93V92H109ZM112 93V92H111ZM135 93H136V91H135ZM146 93H147V90H146ZM242 93V92H241ZM252 93L254 94V92H253V90H252ZM126 95V96H131V97H133L134 98V96H132V95ZM137 94H140V93H137ZM72 96V94L70 93L68 96ZM83 95V97L84 96H87V98H88V95H84V94H82ZM82 95H81V97H82ZM109 95H111V94H108L107 96L109 97ZM114 95V94H113ZM111 96L112 98H114V97H119L118 95H120V93L118 94V95H116V96ZM124 95V94H123ZM240 95H242V94H240ZM251 95V96H250ZM250 97L248 96V95H245V96H247L249 99H251L252 98V94L250 93ZM255 95H257V94H255ZM59 96H60V94H59ZM62 96V95H61ZM67 96V97H68ZM76 96V95H75ZM77 96H80V95H77ZM91 98V100H92V96H93V94L92 95H89ZM104 96H106V95H104ZM103 96V97H104ZM106 96V100H109V101H107V102H111V100H113V99H111V98H108ZM126 96H124V98L126 99V100H124V101H126V104H127V100H128V98L126 97ZM139 96L141 97V95H138V98H139ZM146 96V95H145ZM144 96V94H143V97H141V98H146ZM242 96H244V95H242ZM264 96V95H263ZM262 96V97H263ZM11 97H12V95H11ZM11 97H9V96H7V98H9V99H11ZM49 97V96H48ZM65 97V96H64ZM74 97V96H73ZM95 97L97 98L98 97V95L96 94L95 95ZM117 97H116V99H117ZM122 97V96H121ZM137 97V96H136ZM148 97V96H147ZM262 97H260L261 98V100H262ZM46 98L47 97H45V100H46ZM55 98H56V96H55ZM60 98H63V97H60ZM86 98V97H85ZM85 98H83V102H84V99ZM105 98V97H104ZM103 98V99H104ZM120 98V97H119ZM237 98H238V96H237ZM244 98V97H243ZM254 98H255V96H254ZM256 98H258V96H256ZM264 98V97H263ZM49 98H47V101H50V100H48ZM52 99H53V97L51 98V101H52ZM59 99V98H58ZM76 99H79V98H76ZM80 99H82V98H80ZM80 99H79V102H80ZM115 99V98H114ZM115 99V100H116ZM219 99V98H218ZM239 99V98H238ZM64 100V99H63ZM66 100V99H65ZM72 100V101H71ZM87 100H89V99H87ZM91 100L89 101V102H91ZM96 101H97V99H95ZM102 100V99H101ZM106 100H104L103 101V103L106 101ZM135 100V102H137L138 101V99H134ZM134 100H132V102L134 101ZM248 100V99H247ZM261 100L259 99V101L261 102ZM43 101V100H42ZM48 102V103H52V104H54L55 102ZM60 101V100H59ZM69 101H71V102H75V98H74V101H73V99L71 98ZM85 101H86V99H85ZM95 101V102H96ZM117 101V100H116ZM212 101H214V102H216L213 106H211V107H206V106H208ZM224 101V100H223ZM250 101V102H249ZM248 102L249 103H251V100H249ZM253 101V100H252ZM258 101V100H257ZM64 102V101H63ZM70 102V103H71ZM82 102V103H83ZM88 102V101H87ZM106 102V105L108 104ZM112 102H114V101H112ZM112 102H111V104H112ZM229 102V101H228ZM227 102V103H228ZM244 102V101H243ZM246 102V101H245ZM260 102H258V104H259V108H260ZM32 103V102H31ZM46 103V102H45ZM48 103H46V104H48ZM64 103H66V101L64 102ZM68 103V102H67ZM66 103V105H69L70 103H68L67 104ZM76 103V102H75ZM93 103V102H92ZM102 103V104H103ZM116 103H119V101H117ZM125 103V102H124ZM239 103H241V102H239ZM247 103V102H246ZM50 104H48L50 107H52ZM72 104V103H71ZM80 104V103H79ZM83 104H85V106H87L86 105V103L84 102ZM110 104V105H111ZM115 104V103H114ZM226 104V103H225ZM236 104V103H235ZM43 106L45 105L44 103L42 104ZM58 105V104H57ZM59 105H61L60 103H59ZM74 105H76V104H74ZM81 105V104H80ZM119 105V104H118ZM118 105H116L118 108H119V106ZM133 105H134V102H133ZM230 104L228 103V106H229ZM240 105V104H239ZM245 105V104H244ZM252 105V104H251ZM253 105H254V101H253ZM5 106V105H4ZM4 106L2 107V108H4ZM11 106V105H10ZM9 106V107H10ZM30 106V105H29ZM62 106V105H61ZM73 106V105H72ZM88 106H90V105H88ZM103 106H104V104H103ZM107 106H109V105H107ZM114 106V105H113ZM124 106V105H123ZM122 106V107H123ZM132 106V109L130 108V107ZM203 106V107H202ZM227 106V107H228ZM238 106V105H237ZM237 106H234V104L232 105V108L234 107H237ZM248 107H249V105H247ZM6 107H8V105H6ZM8 107V108H9ZM34 107H35V105H34ZM34 107H28L27 106V108L28 109H30V108H34ZM50 107H47V106H45V108L44 109H46V108H50ZM76 107V106H75ZM115 107V106H114ZM114 107L112 108L113 110H116V108L114 109ZM202 107V109H204L205 107V110H207L205 113H203V114H198V115H196V116H194V117H192V118H190V116L192 115V114H196L195 112L199 109L200 110V108ZM216 107V108H215ZM41 108V107H40ZM40 108H39V110H40ZM43 108V107H42ZM61 108V107H60ZM62 108H63V106H62ZM69 107H67V109H68ZM80 108H82V110H83V105L82 106H80ZM117 108V109H118ZM240 108V107H239ZM239 108H237V109H239ZM250 108V107H249ZM252 108H254L253 106H252ZM7 109V108H6ZM28 109H27V112H28ZM55 111H57V108L55 107ZM102 110L103 109V111H104V109H105V107L104 108H98V109H96V110ZM122 109H124V110H126V108L125 107H123ZM242 109V108H241ZM245 109V108H244ZM248 109V108H247ZM258 109V108H257ZM12 110V109H11ZM33 110V109H32ZM51 110V109H50ZM63 110V109H62ZM60 111V112H63V111ZM72 110V109H71ZM71 110H70V112H71ZM77 110V109H76ZM75 110V111H76ZM112 110V111H113ZM246 110V109H245ZM249 110V109H248ZM252 110V109H251ZM34 111V110H33ZM43 111V109H41V112ZM65 111H67V110H65ZM64 111V112H65ZM73 111V110H72ZM75 111H73V112H75ZM105 111H106V109H105ZM223 111H225V110H223ZM236 111V110H235ZM239 111V110H238ZM243 111V110H242ZM258 111V110H257ZM1 112V111H0ZM3 112H4V110H3ZM35 112V111H34ZM40 112V111H39ZM39 112H35L36 114H34L33 112V114L36 116L37 115V113H39ZM49 112V111H48ZM53 112V110H51V114H50V116L52 115V114H54V112ZM60 112H58V113H60ZM77 112L79 113V111L77 110ZM94 112H95V110H94ZM124 112V111H123ZM127 112H129L128 110H127ZM233 112V111H232ZM9 113V112H8ZM12 113V112H11ZM10 113V115H12ZM77 113V114H78ZM105 113V112H104ZM112 113V112H111ZM130 113V112H129ZM129 113H127V114H129ZM221 113V112H220ZM235 113V112H234ZM250 113V112H249ZM258 113H260L259 111H258ZM1 114H3V113H1ZM5 114V113H4ZM40 114L41 113H39L38 115L40 116ZM57 114V113H56ZM69 114H75V113H69ZM77 114H76V116H77ZM93 114V113H92ZM96 114L97 113H95V116H96ZM113 114V116H114V113H112ZM124 114H126V113H124ZM213 114V113H212ZM254 114H255V112H254ZM33 115V116H34ZM42 115V114H41ZM45 115V114H44ZM44 115H42V116H44ZM59 114H57V116H58ZM111 115V114H110ZM117 114H115V116H116ZM227 115V114H226ZM236 115V114H235ZM253 115V114H252ZM5 116V115H4ZM33 116H31V117H33ZM42 116H40V117H42ZM47 116V115H46ZM56 116V115H55ZM56 116V117H57ZM78 116H79V114H78ZM89 116H91V115H89ZM93 116V115H92ZM91 116V118H89V120H94L93 118L95 117H92ZM97 116H99V113H98V115ZM112 116V115H111ZM203 116V117H202ZM250 116H251V114H250ZM10 117V116H9ZM9 117H7V118H9ZM37 117V116H36ZM55 117V118H56ZM71 117H73V115H71ZM71 117H68V118H63V115H61V118H60V116L59 117H57L58 119L60 118V120L61 119H64V120H66V119H68V120H70L69 118H71ZM116 117H118V116H116ZM121 117V118H122ZM222 117V116H221ZM256 116H254L253 118H255ZM34 118V117H33ZM37 118H39V117H37ZM102 118V117H101ZM107 118V117H106ZM111 117H108L107 118V120H109ZM119 118V117H118ZM118 118H114V119H118ZM231 118V117H230ZM238 118V117H237ZM250 118H252V117H250ZM1 119H3V120H1ZM1 122H3V123H5V122H7V121H4L5 120V118H2L1 117ZM24 119H26V118H24ZM30 120H31V118H29ZM50 119V118H49ZM52 119H54V115H52L51 116V125L53 126L54 124V122L55 121H53ZM57 119V121H58V127H59V124H60V120H58ZM104 119V121L103 122H105V123H103V122H101V123H103L104 125L105 124H107V122L105 121L106 119L105 118H103ZM223 119H225V118H222L221 120H220V122H223L224 120ZM232 119V118H231ZM9 120V119H8ZM29 120V121H30ZM43 120H44V118L43 119H41L40 118V121L44 124V122H43ZM47 120V117L45 118V121ZM56 120V119H55ZM84 120V119H83ZM91 120V121H92ZM98 120V119H97ZM97 120H96V122H97ZM21 121V120H20ZM26 121V120H25ZM32 121H33V119H32ZM32 121H31V123H32ZM56 121V122H57ZM61 121H63V120H61ZM100 121V120H99ZM228 121H229V118H228ZM227 120H226V126H227V122H228ZM23 123H25L24 122V120L22 121ZM27 123H30V122H28V121H26ZM53 122V123H52ZM55 122V123H56ZM67 121H64V123H66ZM70 122V121H69ZM86 122H88L87 123V125L88 124H94V122H90V121H86ZM86 122H85V125H86ZM111 122V121H110ZM113 122V121H112ZM213 122H217V121H213ZM3 123H1V124H3ZM26 123V124H27ZM31 123H30V125L29 126H31ZM35 123V122H34ZM48 123V122H47ZM71 123V122H70ZM100 123V124H101ZM211 123V122H210ZM19 124H20V122H19ZM25 124V125H26ZM67 124H68V122H67ZM75 124V123H74ZM99 124V125H100ZM102 124V129H103V125ZM219 124V123H218ZM224 126H225V121H224ZM223 124H222V126H223ZM28 125V124H27ZM27 125H26V127H24L23 126V124H22V126L24 127L23 128V130L26 128V130L27 131H29L30 132V129H31V127L29 128V129H27ZM38 125V124H37ZM36 125V126H37ZM48 124H46L45 126L43 125V127H44V129H45V127L47 126ZM61 125V124H60ZM69 125V124H68ZM84 124L82 125V127L84 126V127H86ZM108 125H110V124H108ZM188 125V126H187ZM220 125H221V123H220ZM231 125V124H230ZM239 125V124H238ZM39 126H41V125H38L37 127H38V130L39 131H37L38 133L40 132V129L41 128H43L42 126H41V128L39 129ZM52 126H50V127H52ZM62 126H63V124H62ZM74 126V125H73ZM100 126H98V127H100ZM113 126V125H112ZM232 127H233V129L235 130V129H241L242 127H241V125L240 126H237V128H236V126H234V125H231ZM20 127V126H19ZM33 127V126H32ZM49 127V128H50ZM81 127V126H80ZM84 127L83 128H79L78 127V129L80 130L79 131V134H84V132H81L82 131V129H83V131H85V132H87L88 130H89V128L87 129V131L84 129ZM88 127V126H87ZM106 127V126H105ZM104 127V128H105ZM109 127V126H108ZM215 127V126H214ZM240 127V128H239ZM18 128V127H17ZM34 128V127H33ZM107 128V127H106ZM211 128V127H210ZM216 128V127H215ZM214 128V129H215ZM219 128V126H217V129ZM227 128H228V126H227ZM227 128H226V130H227ZM19 129H21V127L19 128ZM52 129H53V131H54V128L52 127ZM77 129V130H78ZM94 129V128H93ZM92 129V130H93ZM101 129V128H100ZM101 129V130H102ZM165 129H167V131L165 132ZM214 129H213V131H214ZM221 129V128H220ZM232 128H230V130H231ZM235 130V131H237V133H235V131L233 132V130H231V132H232V134L233 133H235V135L233 134V136L235 137L236 136V134H237V136L239 135V132H240V130ZM22 130V131H23ZM26 130H25V132H26ZM47 130V129H46ZM49 131L51 130V129H48ZM74 130V129H73ZM76 130V131H77ZM101 130H99V131H101ZM174 131V134L172 133L171 134V136H172V140L173 141H168L167 139H166V136L167 135H169L171 132L170 131ZM225 130V129H224ZM230 130L228 131H226V133L228 134V135H231L230 134ZM14 131V130H13ZM21 130L19 131V132H22ZM35 132H36V130H34ZM34 131H33V133H34ZM45 131V130H44ZM43 131V132H44ZM52 131V130H51ZM56 131H58V130H55V132ZM70 131V130H69ZM68 131V132H69ZM97 131H98V129H97ZM99 131L97 132V133H99ZM164 131V132H163ZM216 131H218V130H216ZM239 131V132H238ZM18 132V131H17ZM24 132V131H23ZM23 132H22V134H23ZM24 132V133H25ZM28 132V133H29ZM37 132H36V134H37ZM62 132V131H61ZM65 132V131H64ZM81 132V133H80ZM91 132V131H90ZM95 132H96V130H95ZM220 132H222L221 130H220ZM54 133V132H53ZM57 133H59V132H57ZM63 133V132H62ZM73 133H75V136L76 137H78V139H79V137H80V135H77L76 134V132H73ZM104 133V132H103ZM164 133V134H163ZM185 133H187L188 135H187V140H186V142L184 143V144H182L183 146H178V142L181 140V139H183L184 138V134ZM212 133V132H211ZM225 133V132H224ZM223 133V135H225V136H227L226 134H224ZM14 134V133H13ZM17 134H18V137H20L19 135H21V134H19V133H16L15 134V137L17 136ZM32 134V133H31ZM65 134V133H64ZM86 135H87V133H85ZM85 134L83 135L84 137H85ZM161 134H163V135H161ZM208 134H209V132H208ZM214 134V133H213ZM216 134V133H215ZM221 134V133H220ZM8 135V134H7ZM24 135V134H23ZM23 135H21V137L23 136ZM25 135H27V132H26V134ZM50 135V134H49ZM48 135V136H49ZM54 135H56L55 133H54ZM93 135H95L96 136V134H93ZM206 135V134H205ZM217 135H219V133L218 134H216V137H217ZM222 135V134H221ZM10 136V135H9ZM33 136H34V134H33ZM36 136V139H38L39 140V138H37L38 136H40V134L37 136V135H35ZM50 136H52V135H50ZM225 136L223 137H221L222 139L223 138H225ZM233 136H231V137H233ZM3 137V139H4V136H2ZM12 137V136H11ZM14 137V136H13ZM14 137V138H15ZM27 137H29V136H27ZM27 137H25V138H27ZM32 137V136H31ZM70 137V136H69ZM75 137V138H76ZM91 137V136H90ZM94 137V136H93ZM208 137H210L211 138V136L210 135H208ZM214 137V136H213ZM228 137V136H227ZM227 137L225 138V142H227ZM23 138V137H22ZM75 138H70V139H67L68 141L67 142H69V140H71V141H75V140H73V139H75ZM80 138H82V135H81V137ZM196 138H199V137H196ZM219 138H220V136H219ZM221 138L219 139L220 141H217L216 139H215V141H217V144H216V142L214 141H212L213 143H215L216 145H215V150L216 149H218L217 147H219L218 146V142H223L224 143V141H221ZM229 138H230V136H229ZM11 139V138H10ZM16 139H17V137H16ZM15 139V140H16ZM24 139V138H23ZM35 139V138H34ZM35 139V140H36ZM41 139V138H40ZM50 139V138H49ZM77 139V138H76ZM91 139V138H90ZM195 139V138H194ZM201 139H202V137H201ZM204 139V138H203ZM6 140L8 141L9 140V138L7 139L6 138ZM5 140V141H6ZM12 140V139H11ZM8 141L9 142V144L8 143H5L4 145L6 146L7 144L8 145H10V146H8V147H4L5 149H8L9 147H11V143H13V147H15V145L18 143V142H16L15 140L13 141ZM27 141H28V139H26ZM37 140V141H38ZM84 140V139H83ZM231 140V139H230ZM18 141V140H17ZM70 141V142H71ZM89 141V140H88ZM208 141H209V139H208ZM233 141H235L234 139H232V142ZM236 141H237V139H236ZM235 141V142H236ZM11 142V143H10ZM14 142L16 143L15 145H14ZM22 142H25V141H23L22 140ZM73 142L71 143V145L73 144ZM78 141L76 140V143H77ZM80 142V141H79ZM206 142V141H205ZM212 142H210V143H212ZM228 142H229V139H228ZM225 143V145H228L229 143ZM235 142H234V144H235ZM20 143H21V141H20ZM27 143H29V142H26V145H28ZM35 143V142H34ZM39 143V142H38ZM88 143V142H87ZM195 143V142H194ZM223 143H221L220 145H221V147L223 148V146H225ZM22 145H23V143H21ZM31 144V143H30ZM36 145H37V143H35ZM45 144V143H44ZM43 144V145H44ZM64 144V143H63ZM67 144V143H66ZM65 144V145H66ZM75 144V143H74ZM84 144H86V143H84ZM202 144H204V143H202ZM234 144H231V145H234ZM3 145V146H4ZM18 146H20V144H17ZM16 145V147H18ZM33 145V144H32ZM64 145V146H65ZM71 145L69 144H67V146L65 147V149H67V150H65V151H62V149H63V146H58L59 148H58V150L60 149V151H62V152H64V153H66V151H68L69 149H70V147H71ZM207 146H208V144H206ZM210 145V144H209ZM214 146V144H211V146ZM231 145H230V147H231ZM31 146V145H30ZM38 147H39V145H37ZM70 146V147H69ZM212 146V147H213ZM13 147H11L12 149H13ZM15 147V148H16ZM23 147V146H22ZM27 147V146H26ZM29 147V146H28ZM32 148L33 147H35V146H31ZM54 147V146H53ZM62 149H61V148ZM198 147V146H197ZM204 147V146H203ZM212 147H209L208 146V149L209 148H211L212 149ZM219 148L218 150H220V149H222V148ZM229 147V146H228ZM234 147V146H233ZM20 148V147H19ZM74 148V147H73ZM72 148V149H73ZM200 148H201V146H200ZM205 148V147H204ZM204 148H202V149H204ZM1 149V148H0ZM11 149V150H12ZM22 150H24L23 148H21ZM27 149V152H28V148H26ZM30 149V148H29ZM176 149V150H175ZM196 149V148H195ZM202 149H200L201 150V152H202ZM206 149L205 148V151H204V153L202 152H200L201 154H200V157H203V156H206V154H207V158H208V160H207V162H212V161H209L210 160V157H213L214 155L213 154H215V156L217 157V155L218 154H216L217 153V151L215 152V150H214V152H213V150H211V149ZM21 150V151H22ZM34 150H35V148H34ZM34 150L32 151V153L34 152ZM36 150H37V147H36ZM35 150V151H36ZM39 150V149H38ZM71 150V149H70ZM175 150V152H174V154L172 155V153H173V151ZM206 150H208L209 152H210V150L213 152L212 153V155H211V152L208 154V153H206L207 151ZM2 151H4L5 152V150H2ZM13 151L14 150H12L11 151V153L14 155V153H13ZM20 151V152H21ZM53 151V150H52ZM51 151V152H52ZM59 151V152H60ZM3 152V153H4ZM23 152V151H22ZM59 152L57 151V153H56V157L58 156L59 157V155H61V153L59 154ZM2 153V154H3ZM24 153V152H23ZM23 153H21V154H23ZM30 154L31 156H33V154ZM35 154H36V152H34ZM68 153H69V151H68ZM68 153H66V154H68ZM206 153V154H205ZM1 154V153H0ZM7 154H9V152L7 153V151L5 152V156L7 155ZM11 154V155H12ZM17 155H18V153H16ZM59 154V155H58ZM202 154H204L203 156H201ZM220 154V153H219ZM12 155V156H13ZM26 155H28V153L26 154ZM25 154H24V156H22V160L20 161V162H24L25 160V158L27 157ZM29 155V156H30ZM54 155V154H53ZM62 155H65V154H63L62 153ZM172 155V156H171ZM210 155V156H209ZM1 156H3V155H1ZM0 156V157H1ZM26 156V157H25ZM30 156V157H31ZM8 156H6V159H9V158H7ZM20 157V156H19ZM19 157H15L16 159L18 158V166H16V164H15V162H14V165L17 167V168H19ZM23 157H25V158H23ZM55 157V160L57 159ZM63 157V156H62ZM61 157V158H62ZM170 157V158H169ZM197 157V159H198V157L199 156H196ZM196 157H195V159H196ZM216 157H214V159L216 158ZM4 158L5 157H2V159L4 160ZM11 158V157H10ZM14 158V159H15ZM60 158V159H61ZM194 158V157H193ZM204 158V157H203ZM206 157H205V159H202V158H199V164L196 162L195 164H198L200 167H201V165L202 166H204V164L206 165L207 163H205L206 162V159H207ZM2 159L0 158V162L2 163V165H3V167L5 166L4 165V161H2ZM12 159V158H11ZM16 159H15V161H16ZM38 159V158H37ZM41 159V158H40ZM52 160H50V161H54L53 160V158H51ZM211 159H213V158H211ZM24 160V161H23ZM43 160V159H42ZM59 159H57V161H58ZM188 160V159H187ZM187 160H186V163H188L187 162ZM192 160H194V159H192ZM191 160V161H192ZM202 160H205L204 161V163L203 164H201V161ZM217 160V159H216ZM5 161H7V160H5ZM9 161V160H8ZM38 161V160H37ZM49 160H48V162L49 163H47V162H45V164L47 163L48 164V166L50 167V169H51V162H50ZM62 161V160H61ZM167 161V162H166ZM189 161V160H188ZM193 162V161H192ZM263 162H264V135L262 136V138L261 139H259L258 141H256L255 143H254V145L252 146V147H248L247 148V150L246 151H243V152H241V153H239L237 156H235L234 157V159H232L229 163H227L225 166H219L218 167V178L217 179H219V181L218 182H222V181H228V180H230V179H236V178H238V177H240V176H242V175H244V173L246 172V171H248V170H251V171H253V172H255V173H258V172H260V170L262 169V164H263ZM9 163V162H8ZM55 163H56V161H55ZM57 163H59V162H57ZM56 163V164H57ZM213 165H214V163H216V161L214 160L213 162ZM24 164V163H23ZM39 164V163H38ZM46 164V165H47ZM52 164H53V162H52ZM192 164V163H191ZM42 165H44V164H42ZM57 165H59V164H57ZM189 165V164H188ZM194 165V164H193ZM197 165V166H198ZM209 165V164H208ZM208 165H206V166H208ZM1 166V165H0ZM15 166H13L15 169H17ZM40 166V165H39ZM45 166V165H44ZM42 166V168H40L41 170H43L44 168L45 169H47L46 167L47 166ZM187 166V165H186ZM197 166H195V167H197ZM198 166V167H199ZM210 166V165H209ZM212 166V165H211ZM3 167H2V169H3ZM22 167V166H21ZM44 167V168H43ZM11 168V170L10 171H13V169H12V167H10ZM194 168V167H193ZM205 168V167H204ZM203 167H202V169H204ZM209 169H210V167H208ZM213 168V167H212ZM9 169V168H8ZM200 169V168H199ZM206 170H207V168H205ZM204 169V170H205ZM208 169V170H209ZM3 170H5V167H4V169ZM191 171H193L192 169H190ZM190 170H188V172L190 171ZM195 170V169H194ZM201 170V169H200ZM199 170V171H200ZM19 171V170H18ZM38 171H40L39 169H38ZM37 171V172H38ZM198 170L196 171V173H198L199 172ZM202 171V170H201ZM200 171V172H201ZM1 172V171H0ZM14 172V171H13ZM13 172H12V174H13ZM44 172L46 173V172H48V171H45L44 170ZM194 172V171H193ZM206 171H203V173H205ZM2 173V172H1ZM4 173H5V171H4ZM18 173V172H17ZM45 173H43L44 174V177H46L45 175ZM49 173H50V170H49ZM195 173V172H194ZM8 174H9V172H8ZM11 174V175H12ZM37 174V177H36V175H33L34 177H36V178H38V175L39 174H41L42 175V173H41V171H40V173H36ZM190 174H191V172H190ZM200 174V173H199ZM202 174V173H201ZM206 174H208V171H207V173ZM6 175V174H5ZM56 175H58V174H56ZM197 176H198V174H196ZM194 176V177H197V176ZM32 176V175H31ZM32 176V177H33ZM40 176V175H39ZM173 176V177H172ZM190 176H193V175H190ZM3 177V176H2ZM31 177V178H32ZM184 177V176H183ZM194 177H189V178H194ZM251 177L252 176H247V180H248V182L250 181L249 179H251ZM4 178V177H3ZM14 179H15V177H13ZM57 178V177H56ZM17 180H18V178H16ZM21 179H22V177H21ZM29 179H30V176L28 177V182H27V184L29 185H31V183H30V181L32 182L33 181V179H35V178H32V179H30V181H29ZM39 179H41V178H39ZM55 179V178H54ZM176 179V178H175ZM178 179H180V177L178 178ZM188 178L186 177V179L185 180H187ZM196 179V178H195ZM8 180V179H7ZM182 180V179H181ZM188 180H190V179H188ZM246 180V181H247ZM5 181V180H4ZM27 181V180H26ZM59 181V180H58ZM178 181H180V180H178ZM177 181V182H178ZM192 181H194V179L193 180H191V182ZM217 181H215V182H213V186L214 185H216V183H217ZM7 182V181H6ZM20 182V181H19ZM35 184H36V181H33ZM32 182V183H33ZM184 182H186V181H184ZM9 182H7L6 184H8ZM17 183H18V181H17ZM183 183V182H182ZM188 183V181L186 182V183H183V184H181L180 183V185H184V186H187L186 184ZM21 184H26V183H21ZM24 185L25 187H28V185ZM34 184V185H35ZM54 184V183H53ZM170 184V183H169ZM0 185H2V183L0 184ZM37 185V184H36ZM48 185V184H47ZM51 185V184H50ZM57 185V184H56ZM55 185V186H56ZM23 186V188H25ZM46 186V185H45ZM184 186H179L181 189L184 187ZM213 186H212V188H213ZM258 186L259 187H261V186H263L262 185V182H260V184L258 183ZM1 187V186H0ZM21 188H19L18 190H24L25 191V189H22V186H20ZM138 187H140V189H141V191H139V190H137V188ZM31 188H34V186L32 185V187ZM36 188V187H35ZM56 187H54V189H55ZM60 188H61V190H60ZM171 188V187H170ZM178 188V187H177ZM180 188H178L179 190H180ZM188 188V187H187ZM186 188V189H187ZM2 189H4V188H2ZM13 188H11V190H12ZM14 189H16L15 187H14ZM13 189V190H14ZM114 189V188H113ZM185 189V188H184ZM183 189V190H184ZM185 189V191L187 192V190ZM0 190H1V188H0ZM18 190L16 191V192H18ZM26 192H27V194H28V191L30 190V188L28 187V189L26 188ZM183 190H180L181 192L183 191ZM4 191H6L5 189H4ZM15 191V190H14ZM22 191H20L21 193H20V195H22ZM23 191V192H24ZM50 191V190H49ZM51 191H52V189H51ZM57 191V192H58ZM139 191V192H138ZM176 191H177V189H176ZM176 191H175V193H176ZM260 191H264V186H263V189H261ZM9 192H11L10 190H9ZM16 192H11V193H15L14 195H16ZM30 192V191H29ZM45 192H48L47 190H45ZM167 192H169V193H167L168 194V196L170 195V192H171V190L169 191H167ZM174 192V191H173ZM178 192V191H177ZM186 192H184V194L186 193ZM1 193H3V191L1 192ZM6 194H7V192H5ZM32 193V192H31ZM172 193V192H171ZM180 193V192H179ZM178 193V194H179ZM183 193V192H182ZM233 194L234 193H237V192H232ZM232 193H231V196H233L232 195ZM5 194V195H6ZM12 194V195H13ZM18 194V196H20L19 195V193H17ZM23 194H26L25 192L23 193ZM26 194V195H27ZM49 194V193H48ZM47 194V195H48ZM54 194H57V193H53V195ZM178 194H177V196H178ZM181 194V193H180ZM184 194L182 195L181 194V197L182 196H184ZM14 195L13 196H11L10 198L12 199L10 202L12 203V201L14 200ZM44 196L46 195V194H43ZM53 195H51V197L53 196ZM236 195V194H235ZM0 196H2V195H0ZM4 196V195H3ZM2 196V197H3ZM7 196V195H6ZM10 196V195H9ZM17 196V197H18ZM23 196V195H22ZM22 196L21 197H16L15 196V198L18 200V199H21L22 198ZM44 196H42V198L44 197ZM167 196V195H166ZM167 196V197H168ZM175 196H176V194H175ZM5 197V196H4ZM54 197V196H53ZM60 197H62V198H67V200H66V203H65V205H62V204H60L59 202H61V198ZM170 197V196H169ZM168 197V198H169ZM171 197H173L172 196V194H171ZM170 197V198H171ZM47 198V197H46ZM169 198V199H170ZM199 198V199H198ZM4 199V198H3ZM3 199H2V201H3ZM8 199V198H7ZM54 199H55V197H54ZM65 199H64V201H65ZM162 199H163V197H162ZM161 199V200H162ZM174 199V198H173ZM172 199V200H173ZM176 199H177V197L174 199L175 201H176ZM183 199H185V198H183ZM10 200V199H9ZM17 200L16 201H13V202H15L14 204H16V203H18L19 202V200H18V202H17ZM38 200V199H37ZM48 200H50L49 198H48ZM51 200H53V198L51 199ZM50 200V201H51ZM63 200V199H62ZM163 200H166V201H169V200H167V199H163ZM171 200V201H172ZM172 201V202H175V201ZM21 201V200H20ZM200 201V204L199 205H197L198 204V202ZM9 203V201H6V203ZM23 202H25V200L23 199V201L22 202H20L21 204H23ZM177 202V201H176ZM19 203V204H20ZM158 203V204H159ZM166 203V202H165ZM197 203V204H196ZM3 204H4V201H3ZM19 204L17 205L16 204V206H14V205H12L11 204V206H13L14 208H16L17 206H19ZM167 204H171L170 202L168 203H166V205ZM10 204H7V206L5 207V204L3 205V207L5 208V211H4V209H2L3 211H1V208H0V216H1V213H2V215H4V212H6V208L9 206ZM27 205V204H26ZM173 205H174V203H173ZM175 205H177V204H175ZM11 206H9V210H10V213H12L13 212V208H11ZM21 206V205H20ZM92 206V205H91ZM169 206V205H168ZM28 207V206H27ZM22 208H25V206H23V207H21V209L20 210H23ZM38 208H39V210H38ZM48 208L50 209V210H48ZM164 208V207H163ZM162 208V209H163ZM169 208H170V206H169ZM168 208V209H169ZM11 209H12V211H11ZM19 209V208H18ZM29 209V208H28ZM167 208H166V210H167V212L169 211ZM15 210V209H14ZM27 210V209H26ZM153 210H155V212L154 213H156V210H157V213L155 214V215H153ZM164 210H165V208H164ZM28 211H30V210H28ZM27 211V212H28ZM26 212V211H25ZM32 212V211H31ZM31 212H29L30 214H31ZM35 212V211H34ZM33 212V213H34ZM163 212V211H162ZM44 213H46L47 214V217L45 216L46 214H44ZM264 213V212H263ZM262 213V214H263ZM152 214V215H151ZM242 214L243 213H241L239 216H237V218H239V220L242 218ZM5 215L7 216L8 215V213H5ZM22 215H24V213L22 214ZM32 215V214H31ZM147 215H151V217L149 216V217H147ZM157 215V216H156ZM164 215H165V212H164ZM226 215V214H225ZM260 215H261V212H260ZM2 217V216H1ZM5 217V216H4ZM37 217V216H36ZM38 217H40L39 215H38ZM42 217H40V218H42ZM263 217V216H262ZM154 218V217H153ZM261 218V217H260ZM34 219V218H33ZM157 219V218H156ZM156 219L154 218V220L156 221ZM205 219V220H206ZM208 219H207V221H208ZM262 219V218H261ZM16 220V219H15ZM18 220H20V219H18ZM31 220V219H30ZM29 220V221H30ZM46 220V219H45ZM138 220H140L141 222H137L138 224H139V226L137 225V224H135V222L136 221H138ZM259 220V219H258ZM262 220H264V219H262ZM40 221H42V220H40ZM44 221V220H43ZM50 221V220H49ZM48 221V222H49ZM145 221H148L149 222V220H145ZM144 221V222H145ZM152 221H153V219H152ZM214 221V220H213ZM33 222H35V221H33ZM147 222V223H148ZM250 222V221H249ZM258 223H259V221H257ZM264 222V221H263ZM260 223L259 225L263 228V226H264V223ZM27 223H29V222H27ZM42 223V222H41ZM40 223V224H41ZM45 223H46V221H45ZM146 223V224H147ZM153 223H155V222H153ZM206 222H204L203 224H205ZM21 224V223H20ZM23 224H24V222H23ZM22 224V225H23ZM33 224H35V223H33ZM136 225V226H138L137 228L138 229H135L134 230V228L132 227L133 225ZM146 224H144V225H146ZM149 224V223H148ZM156 224V223H155ZM207 224L209 225V223L207 222ZM207 224H205L206 226H208ZM251 224V223H250ZM45 225V224H44ZM141 225V226H140ZM257 225V224H256ZM254 226V227H257V226ZM3 226V225H2ZM13 226V225H12ZM18 228H19V226L18 225H16ZM154 226V225H153ZM232 226V225H231ZM239 226V225H238ZM243 226V225H242ZM241 226V227H242ZM251 226V225H250ZM259 226V227H260ZM27 227V226H26ZM30 227H34V226H31L30 225ZM59 227H61V226H59ZM132 227V228H131ZM146 228H148V226H145ZM191 227V226H190ZM240 227V226H239ZM253 227V226H252ZM253 227V228H254ZM21 228V227H20ZM19 228V229H20ZM25 228V227H24ZM28 228V227H27ZM62 228H64V227H61V229ZM146 229V228H144V227H141V229ZM192 228V227H191ZM237 228V227H236ZM235 228V229H236ZM26 229V228H25ZM24 229V230H25ZM35 229H37V227L36 228H34V230ZM132 230V232H131V230ZM149 229V228H148ZM228 229V228H227ZM233 229L234 228H231V230L233 231ZM240 229V228H239ZM238 229V230H239ZM255 229V228H254ZM257 229V228H256ZM259 229V228H258ZM258 229L256 230V232H257V234H259L260 232H264V231H261V229H259V231H258ZM129 230H130V232H129ZM194 230H195V228H194ZM193 230V231H194ZM235 231V232H239V231ZM242 230V229H241ZM244 230V229H243ZM252 230V229H251ZM251 230H250V232H251ZM22 231V230H21ZM37 231V230H36ZM140 231V230H139ZM147 231V230H146ZM23 232V231H22ZM35 232V231H34ZM129 232V233H128ZM145 232V231H144ZM259 232V233H258ZM143 233V232H142ZM190 233V232H189ZM227 233V232H226ZM234 233V232H233ZM21 234H23V233H21ZM136 234V235H135ZM236 234V233H235ZM238 234V233H237ZM246 235L247 234H249V232H247V233H245ZM251 234H252V232H251ZM134 235L136 236V237H134ZM142 235V234H141ZM142 235V236H143ZM244 235V234H243ZM245 235V236H246ZM260 235H261V233H260ZM263 235V234H262ZM63 236H65V235H63ZM62 236V237H63ZM237 236V235H236ZM239 236V235H238ZM244 236V237H245ZM251 236V235H250ZM256 236V235H255ZM133 237L134 238H136V240L134 241L133 240ZM139 237V238H138ZM242 237V236H241ZM243 237V238H244ZM251 237H254L253 235L251 236ZM260 237V236H259ZM29 238V237H28ZM138 238V239H137ZM240 238V237H239ZM255 238V237H254ZM258 238V237H257ZM261 238L262 239H264V236H261ZM16 239V238H15ZM37 240L36 241H32L33 243H32V245L30 246L31 247V251H32V256H34V258L33 259H36V263L35 264H42L44 261H46V257H44V255L41 253V249H39L38 250V248H37V246L39 245V241H40V239H41V237L40 236H38V238H36ZM262 239H260L261 241H262ZM46 240V239H45ZM185 240V241H184ZM252 240V239H251ZM255 241H256V238L254 239ZM21 241V240H20ZM31 241V240H30ZM260 241V242H261ZM42 242V241H41ZM254 242V241H253ZM264 242V241H263ZM3 243V242H2ZM14 244H15V241L13 242ZM191 242H186V248H185V250H187L188 249V247L190 246V245H188V244H190ZM257 243H258V240H257ZM1 244V243H0ZM238 244H239V242H238ZM261 244H263L262 246H264V243H261ZM222 245V244H221ZM253 245V244H252ZM257 245V244H256ZM14 245H12V247H13ZM19 246V245H18ZM173 247H169L170 248V250H177V249H179V248H175L176 246H174V245H172ZM4 247V246H3ZM130 247V246H129ZM128 247V248H129ZM165 247V246H164ZM235 247H237V245L235 246ZM242 247V246H241ZM248 247V246H247ZM252 247V246H251ZM24 248V247H23ZM144 248V250H142ZM200 248H204V247H200ZM197 249V250H194L195 252H193V254H188L187 255V257L188 258H185L184 259V262H183V264H199L201 261H203L207 256H208V248H207V250H202V249ZM2 249H5V247L4 248H2ZM11 249V248H10ZM17 249V248H16ZM15 249V251H17ZM154 249V250H155ZM168 249V248H167ZM233 249H238V248H233ZM243 249H244V247H243ZM243 249H241V250H243ZM249 249V248H248ZM261 249V248H260ZM263 249V248H262ZM24 250H27V249H24ZM28 250H29V248H28ZM73 250V249H72ZM77 250V251H78ZM169 250V251H170ZM254 250V248L252 249V251ZM259 250V249H258ZM7 251V250H6ZM163 251L164 250H162V253H163ZM168 251V250H167ZM167 251L165 252V254L167 253ZM234 251V250H233ZM244 251V250H243ZM13 252V251H12ZM22 252V251H21ZM20 252V253H21ZM254 252V251H253ZM262 252H263V250H262ZM19 253V252H18ZM17 253V254H18ZM26 253V252H25ZM101 253H104V255L102 256V254ZM126 253H128V250H127V252ZM255 253V252H254ZM264 253V252H263ZM14 254V253H13ZM79 254V255H80ZM251 254V253H250ZM258 254H260V253H258ZM4 255V254H3ZM63 255H65V253H59L58 255H56V256H54V258L52 259V263L53 264H57L56 262H60V259H61V256H63ZM93 255H95V253L93 254ZM121 255V254H120ZM231 256H232V254H230ZM2 256V255H1ZM18 256V255H17ZM66 256V255H65ZM69 256V255H68ZM78 256V255H77ZM126 256V255H125ZM246 256V255H245ZM256 256H257V254H256ZM260 256H262V261L264 260L263 259V256H264V254L263 255H260ZM259 256V257H260ZM5 257V256H4ZM3 256L1 257V258H4ZM75 256H73L72 258H74ZM79 257V256H78ZM78 257H76V258H78ZM115 257L113 258V259H115ZM118 257L119 256H117L116 258H117V260H118ZM228 257V256H227ZM234 257V256H233ZM259 257H258V259L257 260H259ZM71 258V259H72ZM95 259H96V257H94ZM122 258H124V255H123V252H122ZM122 258H119V259H122ZM229 258V257H228ZM257 258V257H256ZM261 258V257H260ZM63 259V258H62ZM111 259V258H110ZM112 259V260H113ZM232 259V258H231ZM251 259H253V261H254V257L252 256V258ZM251 259H250V261H251ZM63 260H65V259H63ZM94 260V259H93ZM124 259H122V261H123ZM235 260H237L236 259V257H235ZM256 260V259H255ZM256 260V261H257ZM4 261V260H3ZM2 261V262H3ZM8 261V260H7ZM81 261V260H80ZM109 261H111V260H109ZM114 261V263H116L115 261H116V259L115 260H113ZM113 261H111V262H108L107 264H111ZM119 261V260H118ZM117 261V262H118ZM121 261V260H120ZM239 261V260H238ZM242 261V260H241ZM240 261V262H241ZM253 261H251V262H249V263H251L252 264V262ZM1 262V261H0ZM76 262H77V260H76ZM97 262V261H96ZM104 262V261H103ZM233 262V261H232ZM259 262L260 261H258V263L257 264H259ZM78 263H79V261H78ZM119 264L121 263L122 264V262H118ZM118 263H116V264H118ZM241 263H243V262H241ZM246 263V262H245ZM213 264V263H212ZM216 264H218V263H216Z\"/></svg>",
  "mask_w": 264,
  "mask_h": 264
},
{
  "label": "snow or ice",
  "instance_id": "3",
  "mask_svg": "<svg viewBox=\"0 0 264 264\" xmlns=\"http://www.w3.org/2000/svg\"><path fill=\"white\" fill-rule=\"evenodd\" d=\"M248 21L250 22V30L253 32L258 30L261 37L264 38V11H262L258 17H253L249 13ZM239 55V52L235 53L234 58H237Z\"/></svg>",
  "mask_w": 264,
  "mask_h": 264
}]
</instances>
